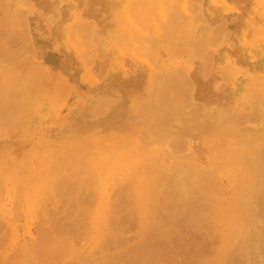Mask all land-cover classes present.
<instances>
[{
  "label": "rangeland",
  "instance_id": "obj_1",
  "mask_svg": "<svg viewBox=\"0 0 264 264\" xmlns=\"http://www.w3.org/2000/svg\"><path fill=\"white\" fill-rule=\"evenodd\" d=\"M32 5L33 6L35 5V6L33 7ZM136 5H138L137 6L138 8L136 7ZM195 7H196V10H195ZM140 8H142V10ZM17 9H18V11H16ZM19 9L21 10L20 12H19ZM24 9H26V10H24ZM138 10L140 13L138 12ZM145 10H146V12H145ZM127 11H128V13H127ZM160 12L162 14H160ZM129 13H130V15L128 16ZM17 14H18V16H17ZM20 16H21V18H20ZM263 16H264V0H216V1L215 0L214 1L213 0H181V1L180 0H146V1L143 0V2H142V0H66V1L65 0H0V17L7 18V20L12 22V24L10 25V28L12 30V33H13V31L15 32L13 35L15 36L18 32H19L18 37L20 34H22L24 36L26 35L24 37L26 42L24 41L23 36L20 35L22 39L20 40V42H17L18 44L16 43V45H17V46H15L16 48L13 46L15 48L14 50H16V49H18V50H16V52L13 53L14 56L12 57V59L13 58L15 60H16V58L20 59L22 63H23V61H25L24 62L25 64L24 63H23L24 65L22 64L23 65L21 67L22 69L19 68L20 73H19V71H18V73L22 74L23 75L22 77H25L28 74V72H30L33 75H36V74H40V71L42 70L41 74H42L43 78H44V75H46V73L47 74L52 73L54 75V76L52 74L49 76L47 75L44 79H42V77H41L43 82L40 80L41 81L40 83L43 86H40L41 87V88H39L40 91L35 90L33 92L31 89L30 95L33 96L31 93H33L34 95H36L37 93H40L42 101L40 102L41 104L36 107L40 112L36 116L31 117L32 119H30V118H28L29 120L25 119L26 121L24 122V125L22 128H24V131L29 129L27 132L25 131L26 133L21 134L23 129H19V130H22L21 132H19L18 130L16 132V131H14L15 130V128H14L12 131V127H14V125L11 127V125H12L11 123H8L9 126H8V124H6L7 127L6 126L4 127L6 129L2 128L4 130H1V127H0V133L4 132V133L0 134V165H1V168H0V208L7 209V211H9V217H11L10 219L13 222V224L16 226V229H17L16 230L17 234L15 233V231L13 233H12V231L6 233L8 235H6L5 239L0 242V253L3 252L4 250L5 251L9 250L12 252L13 249H17L19 247V240L25 242V240L32 238V235L34 236L33 238H36L39 234L38 238L43 239L44 235H41V234H43V233L44 234H46V233L51 234L50 228L52 229V234H51L52 237L49 240V237H48L49 235H48L46 237L47 239L44 238V239H46L45 241H44V239L42 240L45 242V244H42L39 247L42 250V252L39 251V253H36L37 255L39 254L38 259L35 256H32L31 253H28V256H26V255L24 256L22 254L17 255V256L14 255V256H16V257H14V256L12 257L14 259H9L7 262H3V263L0 262V263L1 264H38V263L44 264L43 262H47L45 264H76V263L82 264V263H86L88 260L90 261L91 259H92L91 260L92 262L93 261L97 262L98 261L97 259L101 258L100 259L101 262H99V261L98 262L103 264L102 260L107 259L109 257L111 259V262H113L112 264H115V262H114L113 258H111V256H114L115 257L114 259H116V257H117V259H119V261H121L122 259L125 258V256H123V254H125L127 252V250L129 249V247H131L133 244L136 243V245H139L140 242L142 244L141 240H143V239L146 240V242H148V244L150 243L149 241H147V239L149 237L146 235L149 234L148 231L151 230L153 224L154 225L159 224V218L157 217L158 216L157 212L160 209L159 206L167 207L166 204L168 202V199H169L171 193H174V195H175L177 193V191H179L181 188L183 189L182 185L184 183L187 185L191 184V185H188L190 189L189 188L187 189V191L189 190V192H188L189 195L193 194L190 196L191 197L196 196V198L198 197L197 199L194 198V199L190 200V202L194 203V200L196 199L195 203L197 201H199V203L197 202V204H199V205H196L194 203L196 205L195 207H197V206L200 208L204 207V205H205L204 203H206V202H204V200H205V198L203 197L204 194L202 192H200L201 189H200V187L198 188V186L200 185V184L198 185L199 178L196 179L194 174H196V173L200 174L203 172L209 173L210 170L213 172V174H212V172L209 173L210 176L214 177L213 179H216L215 177H217L216 184L219 182L218 185L215 187V190L218 191L221 189L219 192L223 191V192H221V194H218L219 192L217 193V191L213 190L214 193L212 192L213 195H211L214 198V201H217L216 198H217V194H218L217 199H219V200H218V202H214V204H216V205L218 204L216 206L217 208H216V210H212L213 207L211 208V211H210L211 214L209 215L208 220L206 222L209 221V223H211L210 220L212 219V217H215V216H216V222H215V220H213L214 219L213 218L212 219L213 225H212V227L210 226V228H208L209 230L212 229L213 231L211 230L208 233H206V231H208V229H206V228L209 227L208 226L209 223H206V224H208V225H206V228L204 226L202 227V228H205L206 231H204V229L200 230L201 225L198 224L199 222H195V223H197L198 226L200 225L199 227L195 223H194L195 225L192 223L191 224L192 226L190 224H188V225H190V227H188L187 225L186 226L184 225L185 226V228H184L183 226L180 225V224H183L185 222V221L181 222L180 218L182 220H184V218L182 216L177 218V221H175V222H178V221L179 222L178 223L174 222L173 228L175 227L176 229L177 228L181 229L180 228V226H181L183 232H181L180 230H175V231L173 230V232L180 231V233H178V235L180 237L182 236L180 234L183 233V235H184L186 233L185 234L186 237L182 236L183 239L181 238V241L183 240L182 242H184L187 245L189 243H193V245H195V243L193 241H196V244L198 243L200 245V246L195 245L196 247H198L196 250V249H194V248H196L195 246L193 248V245L189 244V246L186 245L187 247H189V248H187L185 246V244L183 243V245H184L183 247H186V249H187L186 250L185 248L182 247V244L181 245L179 244L180 245L179 247H181L182 250L185 249V251L187 252V254H185V253H183V252H185L184 250L182 253L179 250L180 251L179 255H181L182 258L184 256L183 260H180L181 261L180 263L181 264H190V263L193 264L195 262L194 260H196L197 262H195L194 264H202V263L203 264H217L218 263L217 261H219V264H220V261H223V264H224V262H226V261L223 258L226 257L225 259H227V254H231L230 252L235 254V252H233V250L236 251V247H238V244H237L238 240H239V238H241V237H237V236H239L240 234L242 236V233H244V230H243L244 228L242 229L243 223H240V222H242V221L245 222V219L243 220V216H245V214H246L245 212H246L248 206L246 207L245 212H244V209L242 207H245L246 205L249 204V202H248L249 199L247 198L246 194L248 192H250V189H251V191H254L253 194H255V190H258V192L256 191V194L258 196L255 195L256 196L255 200H257V201H254L251 195L248 196V197H250V199H252L250 202H252V203H253V201H254V203L258 202L257 197H260L259 188L260 189L263 188L262 185H260L261 183H259L260 181L262 182V176L259 177L260 179H258L257 177L260 174H256V173H260V171L258 169H260L262 167L261 165H263V163H264V158H263L264 155H262V154H264V150L261 154L262 158L260 157V160H258L259 159L258 156H260V154L259 155L256 154L257 153L256 151L259 150L260 145L262 147L261 149H264V147H263L264 142L262 143L263 139H260L259 142L256 143L257 144L256 145L253 140L247 139L245 136L246 134L253 132V131L260 132L262 130V128L264 127V123H263L264 119L261 116L264 114L263 113L264 112V107H263L264 90L262 89V87H264V83H263L264 82L263 81L264 80V17ZM10 17H12V21L10 20L11 19ZM127 17H129V18H127ZM200 17H202V18H200ZM183 19H185V20L183 21ZM186 19H187V21H186ZM201 19H203V20H201ZM91 20H92V22H91ZM129 20L132 22H130ZM160 20H161V23L163 22V24L161 25L162 29H160V25H159ZM177 20L179 22H176ZM211 20H212V22H211ZM224 20L228 21V22L225 23ZM231 20H233V21H231ZM9 21H5L6 27H8L7 24L8 25L10 24V23H8ZM13 21H15V23ZM133 21H135V22H133ZM180 21L182 22V24ZM84 23L85 24L89 23V24L85 25ZM247 23H249V24L252 23V24L249 25ZM225 24L226 25L228 24L230 27H228V25L226 26ZM44 25H46V26H44ZM157 25H159V29H158ZM182 25H184V26H182ZM221 25H224V27H226V28H221ZM138 26H139V29H138ZM251 26H253V27H251ZM21 27H22V29H21ZM140 28H141V30H140ZM211 28H213V29H211ZM180 29H181V31H180ZM214 29H216V30H214ZM160 30H162V32H160ZM159 33L160 34L162 33L163 36H162V34L160 35ZM220 33H222V34H220ZM167 35L169 38L172 37L171 40L173 41V43L169 38H167ZM156 36H158V38ZM160 36H161L160 41L164 39L161 42L158 40ZM193 36H195V37H193ZM153 37H154L155 41L152 40ZM224 37H225V39H224ZM7 38H9V36L5 37L6 40H7ZM166 38H167L168 42L165 41ZM177 38H179L180 40ZM5 39H4V41H6ZM173 39L175 40L176 43L174 42ZM176 39L180 41V43L178 41V43L180 45L177 44ZM193 39L195 41H193ZM157 40H158L159 44L157 43ZM169 40L171 41L172 44L169 43ZM189 41H191V42H189ZM197 41L200 43H196ZM155 42H156V44H155ZM4 43H6V42H4ZM8 43H9V41H8ZM141 43H142V45H139ZM194 43H195V45H192ZM170 44H171V46H170ZM173 44L179 45V46L174 47ZM197 44L200 46H198ZM156 45H158V46H156ZM163 46H164V48H163ZM180 46H181V48H180ZM157 47L159 48V50ZM166 47L167 48L169 47L170 49L168 48V50H167ZM209 47H211V48H209ZM213 47H214V49H213ZM156 48L158 50L157 53H159V54L161 53V55L163 54L162 57H164L165 63H167V62L169 63V60H171V59H172V61H171L172 63L170 62L169 64H165L161 58V55L159 56L161 59L158 57L159 54L156 53ZM162 48H163V50H162ZM173 48H175V49L178 48L176 50V52L178 51V53H176ZM183 48H185V49H183ZM197 48H198V50H197ZM29 49H32L33 52L30 53L31 50H29ZM180 49H183V50H180ZM186 49H187V52H189V50L191 52L194 51L193 53L195 55L193 53L191 55L193 56V58L196 57V61H195V59L192 58L191 55H188V54H190V52L187 53ZM14 50H13V52H14ZM167 51H168V53L170 52L169 54L173 55V57H175V55H177L176 57H178V58H173L172 56H169ZM173 52H175V54ZM185 53H187V54L185 55ZM152 54L154 55V57L156 55V57H158V59H160L159 60L160 63L158 62L157 58H156L157 60H155V61H157V65L161 64L160 65L161 67L160 66L156 67V63H154V62L150 63V62L154 61ZM179 54H180V56H179ZM182 54H184L183 57L186 56L184 59H182L183 57H181ZM48 55L49 56L52 55L51 57H53V59L55 61L49 59L47 57ZM140 55L143 57H141ZM204 55H206V56L204 57ZM27 56H29V58ZM167 56H168V59H167ZM198 56H200V57H198ZM23 57L25 58V60ZM101 57H103L102 60H101ZM139 57L142 58L143 62L141 59L139 60ZM144 57H145V60L143 59ZM165 57H166V59H165ZM21 58H23V60ZM186 58H188V59H186ZM10 59H11V57H10ZM147 59L149 60L148 62H146ZM27 60H28V63H27ZM29 60H30V62H29ZM173 61H175V64ZM210 61H212L213 64ZM232 62H233V64H232ZM121 63H125V66H124V64H122V67H124V68L121 67ZM234 63L237 64L236 68H235ZM30 64H31V66H30ZM39 64H41V65H39ZM182 64L184 65V67ZM189 64H191V66H189ZM45 65H47V66L45 67ZM103 65L105 68L103 67ZM152 65H153V67L151 68L150 66H152ZM163 65L166 67H163ZM197 65H199L198 68H196ZM40 66L42 67V69L40 68ZM177 66H179V67H177ZM231 66H233L235 68L234 72L232 70L230 71ZM180 67L182 68V70L179 69L178 71H176ZM201 67H202V70L204 73L200 69ZM29 68H30V70H29ZM103 68L105 69V71ZM166 68H168V69H166ZM31 69H33V72L31 71ZM48 69H50L51 71H52V69L57 70V72H58V70H60L61 73L59 75V73L55 72L56 73L55 74L54 72H51V71L49 72ZM173 69H174L175 73L173 72ZM185 69L187 70V75H189V76L186 75ZM197 69H198V71H197ZM241 69H243V70H241ZM34 70H35V72H34ZM168 70H170V71L165 73ZM43 71H46V73ZM218 71H221V72H218ZM42 72L45 74H43ZM160 72L162 75L160 74ZM200 73H201V75H200ZM57 74H58V76H57ZM61 74L63 76H65L67 78L66 80H68L70 82V84H68L69 86L66 84L67 82L64 81V77ZM155 74H157V75H155ZM55 75H56V77H59V76L63 77V78L59 77L60 83H57L58 82L57 80H56L57 82L54 81V79L56 78ZM135 75H137V77ZM153 75H155L156 78ZM202 75H203V77H202ZM50 76L53 77V78L51 77L53 80L51 78L50 79L48 78ZM160 76H163V79ZM88 77H90L91 79ZM189 77H190V79H189ZM191 78H192V80H191ZM56 79H58V78H56ZM86 80H88V81L86 82ZM130 80H131V82L129 83ZM155 80L157 82L158 81L160 82L159 85H157L158 83H156ZM160 80H163V81H160ZM219 80L221 83H219ZM253 81L255 83H257L256 84L257 86L255 85V83ZM260 81H262V83H260ZM54 82L57 84H53ZM145 82H147V83H145ZM153 82H154V86L156 85L155 86L156 91H154L153 87H151V86H153ZM163 82H165V83L163 84ZM190 82H191V84H190ZM224 82H225V84H224ZM133 83L136 85L134 86ZM105 84H107V87H105L106 86ZM130 84H131V86H130ZM214 84H215V86H214ZM258 84H259V86H258ZM57 85H58V87H62V85H63V88L65 87L66 89L64 88L65 90H62L61 88H58ZM182 85H184L185 87ZM54 86H55V88H53ZM102 86L105 89L102 88ZM179 86H182V87H179ZM193 86H195V87L192 88ZM46 87H47V89H46ZM77 88L80 91L77 90ZM54 89L55 90L59 89V90L55 92ZM102 89H104V90L102 91ZM106 89H107V91L105 92ZM192 89L194 90L192 93V98H193L194 103H193L192 99L190 97H188V96H190ZM197 89H198V91H197ZM49 90H50V92H49ZM113 90H115V91H113ZM181 90H183V91H181ZM59 91H61V94L59 93ZM112 91H113V93H116V95L120 93L121 97L122 96L123 97L122 98L118 97V95L116 96L115 94L113 96ZM116 91H118V92H116ZM160 91H161V93H160ZM178 91H179V93H178ZM261 91H263V92H261ZM52 92H54L53 93L54 97L52 96L54 98L53 100H52V98H50L51 97L50 95H52L50 93H52ZM57 92H58L59 96H58ZM86 92H87V94H86ZM150 92L152 93V95L154 97L155 96H158V97H155L156 98L155 99L152 95L147 94ZM154 92H155V94H153ZM169 92H170V94H169ZM47 93L50 94L49 97L46 96ZM65 93H66V97H64ZM100 95L101 96L102 95H104V96L110 95V97H112V98L103 96L104 97V98L102 97L104 100L103 101L102 98L99 97V99H100L99 105H98V102H97V104H95V102H96L95 99L98 98V96H100ZM180 95H182V96H180ZM56 96H58L57 99H56ZM91 96L94 99H92ZM144 96H145V98H144ZM151 96L153 97V100L155 99V101H153L151 99ZM186 96H187V98H186ZM161 97H163V98H161ZM82 98L84 100L87 98L85 103L86 102L89 103L88 100L91 99L92 100L90 102L91 104L87 105V103L85 104L84 101L82 103V100H83ZM109 98L110 99L114 98L113 102L116 100L115 98H119V99L121 98V99L120 100L117 99L116 100L117 102L115 101L114 102L115 104L113 103V105H112V100L109 101ZM179 98L181 101H179ZM184 98H186V99H184ZM47 99H49L48 102H47ZM107 99H108V101H107ZM150 99H151V101H150L151 103L150 102L147 103L146 100L149 101ZM189 99H191V100H189ZM256 99H258V100H256ZM51 100H52V102H51ZM135 100L137 102H141V103L146 102V105L144 103L140 104V105L137 103L136 104L137 106H136L135 103H133V102H136ZM156 100H158V101H156ZM253 100H255V101H253ZM105 101L108 104L107 103L104 104ZM185 101H186V103H185ZM109 102H111V104ZM214 102H216V103H214ZM258 102H260V103H258ZM94 104L96 106H94ZM100 104H102V107L100 106ZM104 106L107 110L109 108V110L107 111L105 108H103ZM107 106H110V107L107 108ZM36 108H34V110ZM83 108H85V110H83ZM96 108H97L96 112L99 114H97L95 112ZM99 108L100 109L103 108L104 110L101 109V111H104V112L107 111V113L101 112L103 115L105 114L104 116L101 115V113L98 111V110H100ZM137 108H138V111H136L137 114H136V112L133 114V111L137 110ZM173 108H174V110H172ZM182 108H184V110ZM245 109H247V110H245ZM90 110H92V112H93L92 115H94V113L96 114V117L92 116L93 118H90L91 113L89 115V112H87ZM177 110H179V111L181 110L182 112L179 113ZM189 110H191V111H189ZM259 110H260V112H259ZM161 111H162V113H161ZM172 111H173V113H172ZM174 111L176 114L174 113ZM207 111H208V113H206V115H205L206 119H205L203 116L204 115L203 113H205ZM210 111L213 112V115H211L212 113ZM219 111H220V113H219ZM130 113H132V114H130ZM143 113H145V114H143ZM164 113H166V114H164ZM221 113H222V115H220ZM225 113H226V115H225ZM172 114H173V117H172ZM177 114L179 115V117H181V119L180 118L178 119ZM180 114H181V116H180ZM99 115H101V118L98 117ZM132 115H135L134 117L135 118L137 117L140 120L139 119H138V121L134 120V117L131 118ZM201 116H202V119L200 122ZM260 116H261V120L259 119ZM209 117L210 118L213 117L211 121H210ZM263 117H264V115H263ZM173 118H174L175 122L173 121ZM187 118H188V120H187ZM234 118H236V119H234ZM129 119H131V121ZM165 119H167V120H165ZM194 119H196V120H194ZM254 119H256V120L254 121ZM262 119H263V122H261ZM132 120H134L136 122L134 123ZM151 120H153V122ZM191 120H193V121H191ZM234 120H237L236 123L238 125L235 124ZM251 120L253 123L260 120L257 122V124L259 122H261V124H258L257 126H255L254 124L250 125L252 123V122H250ZM238 121L240 122V124L238 123ZM242 123H243V125H242ZM244 123H245V125H244ZM248 123H250V124H248ZM124 125L127 127L126 128L127 130L124 129L125 128ZM239 125H242V126H239ZM194 126H196V128ZM147 127H149L150 129L149 128L147 129ZM171 127H173V128H171ZM192 127L195 128V129H192V131L196 130V132L189 131V130H191ZM220 127L222 129H220ZM128 128H129V130H128ZM179 128H181L185 134L181 131V129L179 130ZM234 128H237V129H234ZM187 130L189 131L190 135L188 134ZM47 131L52 132L51 133L52 136L49 135L51 137L47 138L48 140L45 139V137L43 136V134L45 135L48 133ZM205 131H208V132L206 133ZM31 132H32V134H31ZM190 132H192V133H190ZM181 133H183V135H185V137L181 136L180 135ZM23 135H25V136H23ZM176 135H178L179 137H177ZM187 135L190 136L191 138H187ZM233 135L235 137H238L240 140H237L235 138L237 141L232 142L230 140V136H233ZM205 136H207V137L205 138ZM215 137H216V141H213V143H212V140H215ZM225 137L227 138L226 140H225ZM182 138L185 140H183ZM175 139L179 140L181 142L178 143L179 142L178 141L177 142L178 144L172 143V141L173 142L176 141ZM217 139H219V140L217 141ZM235 139H233V140H235ZM167 140H170L171 143H169V141H167ZM214 142H215V144H214ZM163 143H165V144H163ZM181 143L184 145L186 144L185 145L186 148ZM209 143H211V144H209ZM229 143L232 145V147H231V145L229 147ZM251 143L253 145L255 144L256 147H258L256 151L252 148ZM259 143H260V145H258ZM166 144L167 145L169 144L168 147L166 146ZM225 144H227V145H225ZM234 144H235V146L233 147ZM244 145L245 146L247 145V147H245ZM250 145H251V147H250ZM189 146H191V148ZM242 146L245 147V148L243 147V149H248V151L246 150L248 153L243 152V154L246 153L244 156H243V154L240 153V151L241 152L244 151L241 148ZM178 147H180V149H178ZM210 147L212 148V150ZM183 148H184V150H183ZM213 148H215V150ZM220 148L221 149L224 148L225 150L223 149L221 151ZM226 148L231 149V150L234 149V150H232V151L229 150V151H231L229 154V152H226ZM235 148H237L238 151L240 149H242V150H240L238 152V151H236L237 149L235 150ZM146 149H148V150H146ZM188 150H189V152H188ZM250 150H253V151H250ZM130 151H132V152H130ZM213 151L215 154L213 153ZM233 151H236V152L233 153ZM261 151L262 150H260L258 152L261 153ZM116 152H117V154H116ZM250 152L251 153L254 152V155L252 153L248 157V154H250ZM34 153H36V154H34ZM206 153L208 155H210L209 157L208 156L207 157H208V160L211 162H209L207 159H205V158H207L205 156V155H207ZM236 153H238V154L240 153L239 154L240 156L238 155L239 157L238 156L234 157L235 159H237V157L239 158L237 162L234 158L233 159L235 160V162L233 160H229L230 158L229 159L226 158L227 156L229 157L230 155L232 156V155H235ZM192 155H194V156H192ZM203 155L205 156V158ZM245 156H247V157H245ZM193 157H194V159H193ZM213 157H215V159ZM179 158H181V159H179ZM187 158L189 160H187ZM210 158L214 159V160H210ZM225 158L229 161H227V160L225 161ZM248 158H249V160L247 161ZM190 159L192 161L195 160V162H193V164H192ZM261 159H263V160L261 161ZM103 160H104V163H103ZM142 160H143V162H142ZM251 160H255V163L252 162ZM256 160L263 162V163L259 162V164H261L260 165L261 167L259 166L258 161L256 164ZM203 161H205V162L203 163ZM87 162H89V164ZM93 162H94V164H93ZM115 162H117L118 165ZM123 162L126 164H124ZM198 162L201 163V165H199ZM166 163H167V165H166ZM184 163L186 164L187 167H185V165H183ZM194 163H196V164H194ZM170 164H173V167ZM174 164H175V166H174ZM190 164H192L191 167L188 166ZM87 165H88V167H86ZM104 165H105V168H104ZM169 165L172 168L169 167ZM177 165L178 166L182 165V166H179L180 168H178ZM193 165L195 168L193 167ZM257 165L259 166V168ZM204 166H205V168H208L209 171H206L207 169L205 170V168H203ZM222 166L224 168H222ZM66 167H68V169H66ZM60 168H61V170H60ZM102 168H104V169H102ZM189 168H192L194 173L192 172V169L189 170ZM199 168H201L200 169L201 171L198 170ZM1 169H3V170L5 169L4 171L6 172V174H4L3 171L1 172ZM70 169H73V171H75V169H76L77 172L76 171L72 172V170H71V172L69 173ZM181 169H182V171H180ZM194 169H197L198 171L194 170ZM55 170L56 171L58 170V171L56 172ZM183 170H185V171H183ZM255 170H256V173H255ZM261 170H262V168H261ZM8 171L10 172V174L14 175V178H11V179L9 178L7 181V176L9 174ZM60 171H61V173H59ZM99 171H101V173ZM195 171H197V172H195ZM214 171H216V172H214ZM257 171H259V172H257ZM166 172L168 173V175L166 174ZM172 172L175 174L172 175ZM184 172L187 173L188 175L186 176V174H184ZM63 173H64V175H63ZM95 173L96 174L99 173V175L98 174L95 175ZM179 173L181 176H179ZM189 173H193V174H189ZM215 173H216V175H215ZM78 174H80L82 176V178H81V176H78ZM104 174H105V176H104ZM135 174H137V175H135ZM197 174H196V176H197ZM255 174H256V176H254ZM90 175H91V177H90ZM93 175H94V177H93ZM100 175L101 176L103 175V176L101 177ZM161 175H162V179H161ZM190 175H192V176L190 177ZM261 175H262V171H261ZM73 176H74V178H73ZM86 176H87V178H89V177L92 178V180L89 178L90 182H88V180L85 179ZM96 176L99 179H96ZM156 176H157V178H156ZM168 176H169V178H168ZM175 176L176 177L179 176L177 179H179V180L181 179L180 182L184 181V180H186V181L188 180V181H187V183H186V181H184V183L181 182L182 183L181 184V183H179V180H177ZM193 176L195 177V179ZM24 177H25V180H24ZM75 177L78 179H75ZM164 177H165V179H164ZM192 177H193V179H192ZM102 178H103V180H102ZM250 178H251V180H249V182H248V179H250ZM255 178H257V179H255ZM72 179L75 182H73ZM57 180H58V182H57ZM61 180L62 181L64 180V181L61 183ZM217 180H218V182H217ZM253 180H255V181H253ZM15 181H16V183H15ZM28 181H30V182L28 183ZM84 181L86 182V184ZM100 181H102V183ZM150 181H151V183H150ZM195 181L197 183L196 185H195ZM239 181H241V183ZM256 181H259V182H256ZM26 182H27V185H26ZM71 182H72L73 186L70 184ZM146 182H147V184H146ZM173 182H174V184H173ZM252 182L254 184L257 183V185H254ZM53 183H54V185H53ZM73 183H76L77 185L76 184L74 185ZM98 183L99 184L101 183L102 185L101 184L99 185ZM132 183H133V185H131ZM166 183H168V186H166ZM178 183H179V185H181V188H180V186L178 187V185H177ZM78 184H79V186H78ZM119 184L121 186V189L119 187ZM172 184L174 186L177 185L175 187V190H174V186L172 187ZM50 185H51V187H50ZM64 185H65V187H64ZM20 186H22V187H20ZM33 186H35L36 188ZM81 186H82V188H81ZM188 186H186V187H188ZM194 186H196V188H198V190L200 189V191H198V192L202 193V195L201 194L198 195V194L193 193L194 190H196V188ZM218 186L220 188H218ZM250 186L255 187V189L253 187L251 188ZM166 187H167V189H166ZM191 187H193L192 189H194V188L195 189L192 190ZM62 188H64V189L62 190ZM176 188H178L177 191H176ZM73 189H74V191H73ZM131 189H132V191H131ZM147 189H149V190H147ZM78 190H80V191H78ZM184 190L186 191L185 188H184ZM190 191H191V193H190ZM98 192H99V194H98ZM196 192H197V190H196ZM261 192H262V189H261ZM43 193H44V195H43ZM59 193L61 194V196ZM72 193H74V194H72ZM39 194H40V196H39ZM158 194H160V195H158ZM178 194L179 193H177V195H175V196L171 195L174 198V203H176L178 201L177 199H175L178 196ZM248 194H252V192H250ZM72 195H74V196H72ZM189 195H187L188 199H190ZM221 195H223L222 196L223 198H220ZM48 196H49V198H48ZM157 196H158V199H157ZM215 196H216V198H215ZM59 197H60V199H59ZM77 197H78V200H77ZM177 198L180 199L179 197H177ZM245 198H246V200L243 201ZM105 199H107V200H105ZM122 199L123 200L125 199L124 200L125 203L123 202ZM144 199H145V201H144ZM154 199H155V201H154ZM156 199L158 200V203H157ZM52 200H53V202H52ZM63 200H65V201H63ZM69 200H71L72 203ZM109 200H110V202H109ZM175 200H176V202H175ZM184 200L185 199H183V202L181 201L182 203L180 202L181 208H182V205L184 204ZM66 201H67V203H66ZM187 201L188 200L186 199L185 204H187ZM246 201L248 202V204L244 203ZM111 202L112 203L115 202V203H113V206H112ZM127 202L129 204H127ZM146 202L149 203V205ZM161 202H162V204H161ZM155 203L158 204L159 206H157ZM177 203H179V202H177ZM202 203H203V206H200V205H202ZM254 203H253V205H254ZM130 204L132 207L130 206ZM194 204H192V205H194ZM114 205H115V207H114ZM133 205L135 208L133 207ZM187 205H183V207L187 206ZM192 205H191V207H192ZM243 205H245V206H243ZM251 205H250L251 208H249V209L252 210L255 207V205H254V207ZM257 205H256V207H257ZM137 206H138V208H137ZM155 206L157 208L159 207L158 210H157V208H155ZM177 206L179 207V205H177ZM9 207H10V209L12 207V209L10 210ZM139 207H140V209H139ZM256 207H255V209H256ZM65 208H66V212H65ZM109 208H111V209H109ZM128 208H134L138 212V216H139V219H141V221L137 220V218L135 216L131 215ZM94 209H96L97 211ZM99 209H100V212L102 213V215H100L101 213L99 212ZM138 209H139V211H138ZM189 209H190V207L187 206L186 210L188 211ZM213 209H215V207ZM229 209H230V211H229ZM107 210L109 212H110V210L111 211L113 210V212H110L111 215H109V212ZM116 210H118V211L116 212ZM123 210H126L127 214L130 213L129 215H131V217H133V218L129 217V215L127 216L126 212ZM160 210H162V209H160ZM217 210L218 211L220 210V211L218 212ZM233 210H236L234 215H232V213L234 212ZM251 210H249V212L247 214H250ZM121 211H123V212H121ZM238 211H239V213H242V215H240L238 213ZM255 211L256 210H252L253 213ZM12 212H14V214H16V215H14ZM49 212H51V213H49ZM153 212H155V213H153ZM119 213H121L122 215L120 216ZM140 214L143 216L145 215L148 219L145 216L144 217L141 216ZM230 214L233 217H231ZM98 215H99V217H98ZM211 215H214V216H211ZM238 215L242 216V219ZM65 216H66V218H65ZM111 216L114 217L113 220L116 219L115 223L119 222L118 224L120 225V228L117 224L113 223L114 221L111 220L112 219ZM116 216H118V218ZM226 216H229V219L231 218V220L235 216V218H237V220L234 219V222L236 221L235 222L236 224L233 222V220L232 221L228 220V219L226 220ZM105 217L106 218L108 217L107 220ZM119 217L121 220H124V219L125 220L119 221ZM151 217L155 220L151 219ZM44 218H46V219H44ZM50 218H51V220H50ZM92 219H93V221H92ZM224 220H226V221H224ZM98 221H102V222H98ZM106 221H108V222L106 223ZM228 221H229V223H228ZM128 222H129V224H127ZM160 222H161V220H160ZM201 222L203 224L205 223V221L204 222L201 221ZM214 222L216 225L214 224ZM101 223H103V224H101ZM151 223H153V224H151ZM225 223L228 225H226ZM237 223H238V226H237ZM239 223L241 224V226H239L240 225ZM94 224H96V225L93 226ZM108 224L114 225V228L118 226L117 228H118V231L120 229V231H119L120 234L117 232V229L115 231H113L114 229L111 228L113 226H110ZM175 224H177V225H175ZM231 224L234 226V228L231 227ZM37 225H39V227ZM42 225H43V227H42ZM48 225L49 226L51 225V227H49ZM103 225H105V226H103ZM108 226L111 229V232L115 233V234L113 233L115 238H113L114 236L110 232ZM137 226H139L140 229ZM149 226H151V228H149ZM177 226H179V227H177ZM195 226H197L196 228H198V230L195 228ZM35 227H37V228L35 229ZM68 227H72V228H75L77 230L76 233L71 236L72 238L67 237V235L64 234L66 229H69ZM94 227H96V229ZM100 227H101V229H100ZM144 227L145 228L147 227L146 229L148 231ZM187 227H188V229L190 228L189 231H188ZM226 227H227V229H226ZM238 227H240L239 229H241V230H239ZM48 229H49V232H48ZM88 229H89V231H88ZM44 230H46V231L44 232ZM134 230H136V231H134ZM186 230L188 231V233ZM192 230H195L196 232L197 231L198 232L196 233L195 231H192ZM228 230H230V232H228ZM59 231H60V234H59ZM184 231H185V233H184ZM199 231H201V232H199ZM40 232H43V233H40ZM109 232L111 233V235ZM14 233H15V235H13ZM106 233L109 234L108 235L109 238H110V236H112V239H115V240H112L113 243H114V241H116V239L119 236H121V237H119V238H121V239H119L121 241L122 236H123L124 237L123 242L125 244L119 245L120 249L117 250L116 248H118L117 247L118 244H116V243H118V240L116 241V243H114L115 246L113 245V243L112 244L108 243V241H110L111 239L108 240L109 238H108ZM36 234H37V236H36ZM116 234H117V236H116ZM204 234H206V236ZM131 236H132V238H131ZM142 236H143V238H142ZM145 236H146V238H145ZM213 236H215V237H213ZM137 238H139V239H137ZM214 238H215V240H214ZM237 238H238V240H237ZM242 238H243V236H242ZM55 239H57L58 241ZM62 239L64 240V242ZM128 239L130 240L131 243L126 242V240H128ZM234 239H236V240L233 242L232 247H231V245H229V244H231V242ZM47 240H49V241L46 242ZM148 240H150V239H148ZM190 240H191V242H190ZM210 240H212V241L210 242ZM241 240L242 239L239 240V244H240ZM120 241H119V244L122 243V241L121 242ZM187 241H189V242H187ZM200 241H203L202 242L204 244L203 246H201L202 243L200 244ZM65 242H67V243H65ZM143 242H145V241H143ZM205 243H207V244H205ZM55 244L57 245L56 247H58L57 249H55L56 248L54 246ZM103 244H105V245H103ZM106 244L108 246H106ZM109 244L112 245V250L109 249V248H111V246H109ZM101 245H102V247H101ZM129 245H131V246H129ZM151 245H148V247L149 246L151 247ZM206 245H207V247H206ZM208 245H210V246H208ZM235 245H237V246L235 248H233ZM263 245L264 244L259 245V246L257 245V246H258V248H262L263 252H264V248L262 247ZM257 246H256V248L255 247L253 248V251L256 254V256L251 251L252 252L251 254L253 256L248 254L246 256L247 259L244 258V261L241 264H264V254L261 253L262 249H260V251L258 249V251H257ZM99 247H101V249H103V247H104L105 250L104 249L101 250ZM107 247L109 250H107ZM202 247L204 249H202ZM43 249H44V251H43ZM96 249H97V251H96ZM142 249H140V250L142 251ZM188 249L191 251L189 252ZM225 249H227V250H225ZM54 250L56 251V253ZM150 250L151 249H149V251ZM238 250L236 251L235 255H237V254L239 255ZM137 251H139V250H137ZM196 251H199V252H196ZM209 251H210V253H208ZM227 251H228V253H227ZM256 251H257V253H256ZM37 252H38V250H37ZM43 252L45 254L44 257H43ZM58 252L59 253L61 252L60 253L61 255ZM201 252H203L204 255H203V253L200 255ZM223 252H225V254L226 253L227 254L225 255ZM77 253H79V254H77ZM97 253H99L98 255H100V257H98ZM149 253L151 254V252H149ZM107 254L109 255L108 257H107ZM112 254H114V255H112ZM115 254L117 256H115ZM182 254H183V256H182ZM221 254H223L224 256H221ZM233 254L231 256H234ZM87 255H88V260H87ZM90 255H91V257H90ZM179 255L178 256L176 255L175 258L179 259V257H180ZM207 255H208V257H205ZM62 256H63V258H62ZM92 256L93 257L96 256V257H94V259H93ZM103 256H104V259H103ZM216 256H219V257H216ZM40 257L42 258V260L40 259ZM45 257H46V261L43 260V259H45ZM47 257H48V259H47ZM213 257L214 258L216 257L215 260L213 259ZM241 257H244V256H241ZM35 259L38 261H36ZM125 260H123L122 262L124 263ZM89 261L87 263H90ZM186 261H188V262H186ZM122 262L120 264H122ZM154 263L155 262L149 263V264H154ZM95 264H97V263H95Z\"/></svg>",
  "mask_w": 264,
  "mask_h": 264
},
{
  "label": "bare ground",
  "instance_id": "obj_2",
  "mask_svg": "<svg viewBox=\"0 0 264 264\" xmlns=\"http://www.w3.org/2000/svg\"><path fill=\"white\" fill-rule=\"evenodd\" d=\"M66 1V0H65ZM146 1V0H145ZM181 1V0H180ZM214 1V0H213ZM216 1V0H215ZM7 2V1H6ZM9 2V1H8ZM142 2H143V0H142ZM133 3V2H132ZM131 3V4H132ZM159 3V2H158ZM178 3V2H177ZM217 3V2H216ZM138 4V3H137ZM198 4V3H197ZM219 4V3H218ZM226 4V3H225ZM10 6V5H9ZM33 6V5H32ZM35 6V5H34ZM33 6V7H34ZM138 5H136V7H137ZM140 6V5H139ZM156 6V5H155ZM158 6V5H157ZM160 6V5H159ZM168 6V5H167ZM228 6V5H227ZM256 6V5H255ZM12 7V6H11ZM151 7V6H150ZM171 7V6H170ZM180 7V6H179ZM186 7V6H185ZM138 8V7H137ZM41 9V8H40ZM141 10H142V8H140ZM139 9V10H140ZM147 9V8H146ZM24 10H26V9H24ZM39 10V9H38ZM52 10V9H51ZM59 10V9H58ZM139 10H138V12H139ZM149 10V9H148ZM195 10H196V7H195ZM202 10V9H201ZM200 10V11H201ZM262 10V9H261ZM16 11H18V9L16 10ZM21 10L19 9V12H20ZM18 12V13H19ZM50 12V11H49ZM80 12V11H79ZM145 12H146V10H145ZM149 12V11H148ZM156 12V11H155ZM195 12V11H194ZM199 12V11H198ZM203 12V11H202ZM219 12V11H218ZM38 13V12H37ZM56 13V12H55ZM127 13H128V11H127ZM131 13V12H130ZM130 13L128 14V16L130 15ZM140 13V12H139ZM13 14V13H12ZM25 14V13H24ZM31 14V13H30ZM143 14V13H142ZM160 14H162L161 12H160ZM181 14V13H180ZM197 14V13H196ZM199 14V13H198ZM202 14V13H201ZM15 15V14H14ZM13 15V16H14ZM146 15V14H145ZM241 15V14H240ZM17 16H18V14H17ZM47 16V15H46ZM132 16V15H131ZM143 16V15H142ZM141 16V17H142ZM159 16V15H158ZM157 16V17H158ZM165 16V15H164ZM189 16V15H188ZM203 16V15H202ZM180 17V16H179ZM184 17V16H183ZM235 17V16H234ZM264 17V16H263ZM11 18V19H10ZM9 19L12 21V17H10ZM20 18H21V16H20ZM127 18H129V17H127ZM136 18V17H135ZM145 18V17H144ZM185 18V17H184ZM187 18V17H186ZM200 18H202V17H200ZM217 18V17H216ZM253 18V17H252ZM255 18V17H254ZM18 19V18H17ZM137 19V18H136ZM143 19V18H142ZM180 19V18H179ZM196 19V18H195ZM16 20V19H15ZM19 20V19H18ZM132 20V19H131ZM162 20V19H161ZM161 20H160V29H162V24H163V22L161 23ZM185 19H183V21H184ZM201 20H203V19H201ZM5 21H9V20H7V18H2V17H0V127H1V130H4V129H6V128H4L5 126H6V124H8V123H11L10 125H11V127L14 125V127H12V131H13V129L15 128V130L14 131H16L17 132V130L19 131V132H21L22 130H19V129H23V131L21 132V134H23V133H26L29 129H27V130H25L24 131V128H22L23 127V125H24V122L26 121L25 119H28V118H30V119H32L31 117H34V116H36L40 111L36 108L38 105H40L41 103V101H42V98H41V94L40 93H37L36 95H34L33 93H31L33 96H31L30 95V92H31V89H32V91L34 92L35 90H37V91H40V89L39 88H41L40 86H43L40 82L42 81L43 82V80L42 79H44L47 75L49 76V75H51V74H47L46 73V71H43V72H45L46 73V75H44V78H43V76H42V74H41V69H42V67L40 66V74H36V75H33V74H31L30 72H28V74L25 76V77H22L23 75L22 74H19L20 73V69H22L21 67L25 64L24 62L25 61H23V63L21 62V60L20 59H17L16 58V60L13 58L12 59V57L14 56L13 55V53H15L16 52V50H18V49H16V50H14L16 47L15 46H17L16 45V43L17 42H20V40L22 39L21 38V36L20 35H22V34H20L19 35V37H18V34H19V32L14 36L13 34L15 33L14 31H13V33H12V30H11V28H10V25L12 24V22H8V23H10L9 25L7 24V26L8 27H6V25H5ZM126 21V20H125ZM130 21V20H129ZM186 21H187V19H186ZM208 21V20H207ZM231 21H233V20H231ZM254 21V20H253ZM14 23H15V21H13ZM91 22H92V20H91ZM94 22V21H93ZM127 22V21H126ZM130 22H132V21H130ZM133 22H135V21H133ZM141 22V21H140ZM146 22V21H145ZM176 22H179L178 20L176 21ZM181 22V21H180ZM211 22H212V20H211ZM210 22V23H211ZM224 22L226 23V22H228V21H225L224 20ZM247 22V21H246ZM251 22V21H250ZM79 23V22H78ZM83 23V22H82ZM195 23V22H194ZM81 24V23H80ZM85 24V23H84ZM87 24H89V23H87ZM87 24H85V25H87ZM143 24V23H142ZM158 24V23H157ZM181 24H182V22H181ZM186 24V23H185ZM207 24V23H206ZM247 24H249V23H247ZM250 24H252V23H250ZM249 24V25H250ZM51 25V24H50ZM159 25H157L158 26V29H159ZM203 25V24H202ZM220 25V24H219ZM218 25V26H219ZM226 25V24H225ZM228 25V24H227ZM226 25V26H227ZM44 26H46V25H44ZM84 26V25H83ZM89 26V25H88ZM182 26H184V25H182ZM186 26V25H185ZM254 26V25H253ZM253 26H251V27H253ZM20 27V26H19ZM49 27V26H48ZM78 27V26H77ZM208 27V26H207ZM228 27H230L229 25H228ZM27 28V27H26ZM170 28V27H169ZM221 28H226V27H224V25H221ZM13 29V28H12ZM21 29H22V27H21ZM138 29H139V26H138ZM208 29V28H207ZM211 29H213V28H211ZM210 29V30H211ZM229 29V28H228ZM92 30V29H91ZM95 30V29H94ZM140 30H141V28H140ZM143 30V29H142ZM194 30V29H193ZM202 30V29H201ZM206 30V29H205ZM214 30H216V29H214ZM227 30V29H226ZM90 31V30H89ZM144 31V30H143ZM171 31V30H170ZM179 31V30H178ZM180 31H181V29H180ZM219 31V30H218ZM160 32H162V30H160ZM168 32V31H167ZM183 32V31H182ZM214 32V31H213ZM217 32V31H216ZM220 32V31H219ZM26 33V32H25ZM170 33V32H169ZM179 33V32H178ZM209 33V32H208ZM92 34V33H91ZM160 34V33H159ZM162 34V33H161ZM160 34V35H161ZM184 34V33H183ZM198 34V33H197ZM212 34V33H211ZM215 34V33H214ZM213 34V35H214ZM218 34V33H217ZM220 34H222V33H220ZM173 35V34H172ZM171 35V36H172ZM6 36H9V38H7V40L5 39V37ZM23 36V38L26 36H24V35H22ZM29 36V35H28ZM162 36H163V34H162ZM174 36V35H173ZM177 36V35H176ZM227 36V35H226ZM148 37V36H147ZM157 38H158V36H156ZM179 37V36H178ZM181 37V36H180ZM191 37V36H190ZM193 37H195V36H193ZM143 38V37H142ZM141 38V39H142ZM145 38V37H144ZM167 38H169L168 37V35H167ZM167 38L165 39V41H167ZM172 38V37H171ZM171 38H169L170 40H171ZM200 38V37H199ZM212 38V37H211ZM220 38V37H219ZM4 39L6 40V41H4ZM160 39H161V36L159 37V41H160ZM177 39H179V38H177ZM176 39V41H177V44H179L180 43V39L179 40H177ZM191 39V38H190ZM189 39V40H190ZM208 39V38H207ZM224 39H225V37H224ZM89 40V39H88ZM87 40V41H88ZM144 40V39H143ZM152 40H154V37H153V39ZM158 40H157V43H158ZM164 40V39H163ZM163 40H161V41H163ZM169 40V43H171V41ZM174 40V39H173ZM184 40V39H183ZM214 40V39H213ZM238 40V39H237ZM8 41H9V43H8ZM23 41V40H22ZM21 41V42H22ZM24 41H25V38H24ZM29 41V40H28ZM86 41V40H85ZM96 41V40H95ZM155 41V40H154ZM160 41V42H161ZM178 41H179V43H178ZM182 41V40H181ZM188 41V40H187ZM193 41H195L194 39H193ZM4 42H6V43H4ZM26 42V41H25ZM24 42V43H25ZM92 42V41H91ZM140 42V41H139ZM146 42V41H145ZM149 42V41H148ZM168 42V41H167ZM174 42H175V40H174ZM183 42V41H182ZM189 42H191V41H189ZM206 42V41H205ZM231 42V41H230ZM172 43H173V41H172ZM171 43V44H172ZM176 43V42H175ZM174 43V44H175ZM196 43H200V42H196ZM204 43V42H203ZM18 44V43H17ZM155 44H156V42H155ZM159 44V43H158ZM171 44H170V46H171ZM173 44V45H174ZM207 44V43H206ZM258 44V43H257ZM139 45H142V43L141 44H139ZM180 45V44H179ZM179 45H174V47L176 46H179ZM185 45V44H184ZM192 45H195V43L194 44H192ZM198 45V44H197ZM215 45V44H214ZM234 45V44H233ZM15 48H14V47ZM89 46V45H88ZM154 46V45H153ZM152 46V47H153ZM156 46H158V45H156ZM155 46V47H156ZM198 46H200V45H198ZM232 46V45H231ZM143 47V46H142ZM150 47V46H149ZM162 47V46H161ZM191 47V46H190ZM233 47V46H232ZM135 48V47H134ZM133 48V49H134ZM154 48V47H153ZM158 48V47H157ZM157 48H156V53H157V51L159 50V48H158V50H157ZM163 48H164V46H163ZM163 48H162V50H163ZM169 48V47H168ZM168 48L166 47V49L168 50ZM180 48H181V46H180ZM208 48V47H207ZM209 48H211V47H209ZM74 49V48H73ZM138 49V48H137ZM147 49V48H146ZM170 49V48H169ZM174 50H175V52H176V50L178 49H175V48H173ZM183 49H185V48H183ZM183 49H180V50H183ZM202 49V48H201ZM213 49H214V47H213ZM13 50H14V52H13ZM29 50H31V52L30 53H32L33 52V50L32 49H29ZM165 50V49H164ZM172 50V49H171ZM193 50V49H192ZM197 50H198V48H197ZM208 50V49H207ZM38 51V50H37ZM147 52V51H146ZM162 52V51H161ZM175 52H173L174 54H175ZM180 52V51H179ZM186 52H187V49H186ZM189 52H190V54H188V55H191L194 51H190L189 50ZM189 52H187V53H189ZM132 53V52H131ZM163 53V52H162ZM167 53H168V51H167ZM170 53V52H169ZM168 53V54H169ZM176 53H178V51L176 52ZM187 53H185V55L187 54ZM83 54V53H82ZM86 54V53H85ZM136 54V53H135ZM144 54V53H143ZM155 54V53H154ZM157 54H159V53H157ZM194 54V53H193ZM36 55V54H35ZM34 55V56H35ZM80 55V54H79ZM153 55V54H152ZM161 55V53L158 55V57ZM183 55L184 54H182V56L181 57H183ZM195 55V54H194ZM16 56V55H15ZM18 56V55H17ZM25 56V55H24ZM33 56V57H34ZM52 56V55H51ZM51 56H47L49 59H51V60H54L53 59V57H51ZM77 56V55H76ZM135 56V55H134ZM141 56V55H140ZM149 56V55H148ZM163 56V54L161 55V58H162V60H163V62H164V57H162ZM169 56H172L173 57V55H170L169 54ZM177 55H175V57H173V58H178V57H176ZM179 56H180V54H179ZM192 56V55H191ZM206 55H204V57H205ZM244 56V55H243ZM10 57H11V59H10ZM28 58H29V56H27ZM46 57V56H45ZM136 57V56H135ZM141 57H143V56H141ZM141 57H139V60L141 59L142 60V58ZM147 57V56H146ZM153 58H154V61H152V62H150V63H156V67H158V66H160L161 64H158L157 65V61H155V60H157L158 59V57H156V55H155V57H154V55L152 56ZM186 57V56H185ZM185 57H183L182 59H184ZM188 57V56H187ZM198 57H200V56H198ZM202 57V56H201ZM213 57V56H212ZM24 58V57H23ZM23 58H21L22 60H23ZM102 58L103 57H101V60H102ZM134 58V57H133ZM137 58V57H136ZM152 58V59H153ZM157 58V59H156ZM160 58V57H159ZM160 58V59H161ZM192 58H193V56H192ZM27 59V58H26ZM138 59V58H137ZM144 60H145V57L143 58ZM160 59H158V62L160 63ZM165 59H166V57H165ZM167 59H168V56H167ZM186 59H188V58H186ZM193 59H195V61H196V57L195 58H193ZM15 60V61H14ZM24 60H25V58H24ZM33 60V59H32ZM136 60V59H135ZM178 60V59H177ZM181 60V59H180ZM192 60V59H191ZM41 61V60H40ZM55 61V60H54ZM149 60L147 59L146 60V62H148ZM172 61V59L171 60H169V63ZM186 61V60H185ZM194 61V62H195ZM29 62H30V60H29ZM53 62V61H52ZM142 62H143V60H142ZM145 62V63H146ZM162 62V63H163ZM174 62V64H175V61H173ZM212 64H213V62L212 61H210ZM27 63H28V60H27ZM87 63V62H86ZM111 63V62H110ZM126 63V62H125ZM125 63H121V67H122V64H124V66H125ZM149 63V64H150ZM165 63V62H164ZM163 63V64H164ZM168 62L167 63H165V64H169ZM172 63V62H171ZM197 63V62H196ZM195 63V64H196ZM210 63V64H211ZM226 63V62H225ZM23 64V65H22ZM46 64V63H45ZM114 64V63H113ZM141 64V63H140ZM148 64V65H149ZM178 64V63H177ZM207 64V63H206ZM229 64V63H228ZM232 64H233V62H232ZM235 64V63H234ZM39 65H41V64H39ZM48 65V64H47ZM47 65H45V67L47 66ZM85 65V64H84ZM83 65V66H84ZM120 65V64H119ZM127 65V64H126ZM154 65V64H153ZM153 65L152 66H150L151 68L153 67ZM179 65V64H178ZM183 65V64H182ZM204 65V64H203ZM221 65V64H220ZM236 65L237 64H235V68H236ZM30 66H31V64H30ZM38 66V65H37ZM52 66V65H51ZM50 66V67H51ZM189 66H191V64H189ZM198 66L199 65H197V67L196 68H198ZM202 66V65H201ZM226 66V65H225ZM39 67V66H38ZM103 67H104V65H103ZM149 67V68H150ZM161 67V66H160ZM163 67H166V66H164L163 65ZM177 67H179V66H177ZM183 67H184V65H183ZM203 67V66H202ZM202 67L200 68L201 70H202ZM20 68V69H19ZM32 68V67H31ZM35 68V67H34ZM49 68V67H48ZM53 68V67H52ZM105 68V67H104ZM103 68V69H104ZM122 68H124V67H122ZM150 68V69H151ZM170 68V67H169ZM233 66H231L230 67V71L232 70L233 72H234V69H235ZM238 68V67H237ZM37 69V68H36ZM67 69V68H66ZM165 69V68H164ZM163 69V70H164ZM166 69H168V68H166ZM182 70V68L180 67V68H178L176 71H178V70ZM192 69V68H191ZM190 69V70H191ZM29 70H30V68H29ZM44 70V69H43ZM114 70V69H113ZM131 70V69H130ZM152 70V69H151ZM172 70V69H171ZM241 70H243V69H241ZM18 71H19V73H18ZM31 71L33 72V69H31ZM39 71V70H38ZM48 71L50 72L51 70L50 69H48ZM71 71V70H70ZM104 71H105V69H104ZM141 71V70H140ZM170 70H168V71H164L165 73H167V72H169ZM185 71H186V75H187V70L185 69ZM184 71V72H185ZM197 71H198V69H197ZM226 71V70H225ZM229 71V70H228ZM229 71V72H230ZM34 72H35V70H34ZM42 72V73H43ZM51 72H56V73H59V75H60V70H58V72H57V70H53L52 69V71ZM73 72V71H72ZM142 72V71H141ZM146 72V71H145ZM155 72V71H154ZM173 72L175 73V71H174V69H173ZM180 72V71H179ZM178 72V73H179ZM202 72H203V70H202ZM201 72V73H202ZM218 72H221V71H218ZM38 73V72H37ZM45 73H43V74H45ZM55 73V74H56ZM85 73V72H84ZM90 73V72H89ZM102 73V72H101ZM100 73V74H101ZM149 73V72H148ZM164 73V74H165ZM171 73V72H170ZM189 73V72H188ZM194 73V72H193ZM199 73V72H198ZM201 73H200V75H201ZM204 73V72H203ZM35 74V73H34ZM127 74V73H126ZM158 74V73H157ZM157 74H155V75H157ZM160 74H161V72H160ZM185 74V73H184ZM53 75V74H52ZM62 75V74H61ZM155 75H153L154 77H155ZM162 75V74H161ZM169 75V74H168ZM180 75V74H179ZM191 75V74H190ZM223 75V74H222ZM54 76V75H53ZM57 76H58V74H57ZM63 76V75H62ZM62 76H59V77H62ZM132 76V75H131ZM136 77H137V75H135ZM164 76V75H163ZM163 76H160V77H162V79H163ZM176 76V75H175ZM187 76H189V75H187ZM41 77H42V79H41ZM52 76H50V77H48L49 79L51 78ZM55 77H56V75H55ZM59 77H56V78H58V79H54V81L55 82H57V83H60L59 82ZM64 77V81L65 82H67L66 84L68 85V84H70V82L68 81V80H66L67 78L65 77V76H63ZM62 77V78H63ZM144 77V76H143ZM202 77H203V75H202ZM53 78V77H52ZM51 78V79H52ZM88 78H90V77H88ZM97 78V77H96ZM123 78V77H122ZM145 78V77H144ZM147 78V77H146ZM150 78V77H149ZM156 78V77H155ZM159 78V77H158ZM173 78V77H172ZM176 78V77H175ZM178 78V77H177ZM61 79V78H60ZM82 79V78H81ZM91 79V78H90ZM89 79V80H90ZM187 79V78H186ZM189 79H190V77H189ZM41 80V81H40ZM53 80V79H52ZM51 80V81H52ZM57 80V81H56ZM62 80V79H61ZM84 80V79H83ZM82 80V81H83ZM147 80V79H146ZM165 80V79H164ZM191 80H192V78H191ZM234 80V79H233ZM81 81V82H82ZM88 80H86V82H87ZM92 81V80H91ZM141 81V80H140ZM143 81V80H142ZM156 81V80H155ZM160 81H163V80H160ZM172 81V80H171ZM190 81V80H189ZM225 81V80H224ZM252 81V80H251ZM264 81V80H263ZM53 83V84H57V83ZM63 82V81H62ZM69 82V83H68ZM97 82V81H96ZM95 82V83H96ZM123 82V81H122ZM126 82V81H125ZM131 82V80L129 81V83ZM170 82V81H169ZM174 82V81H173ZM183 82V81H182ZM185 82V81H184ZM228 82V81H227ZM254 82V81H253ZM77 83V82H76ZM138 83V82H137ZM145 83H147V82H145ZM156 83H158L157 85H159V81L157 82L156 81ZM165 82H163V84H164ZM180 83V82H179ZM189 83V82H188ZM219 83H221L220 82V80H219ZM255 83V82H254ZM260 83H262V81H260ZM264 83V82H263ZM41 84V85H40ZM122 84V83H121ZM134 84V83H133ZM174 84V83H173ZM176 84V83H175ZM190 84H191V82H190ZM204 84V83H203ZM224 84H225V82H224ZM257 83H255V85H256ZM61 85V84H60ZM93 85V84H92ZM106 86L105 87H107V84H105ZM110 85V84H109ZM136 84H134V86H135ZM172 85V84H171ZM198 85V84H197ZM261 85V84H260ZM47 86V85H46ZM69 86V85H68ZM129 86V85H128ZM130 86H131V84H130ZM129 86V87H130ZM150 86V85H149ZM156 86V85H155ZM155 86H154V82H153V86H151V87H153V89H154V91H156L155 89ZM165 86V85H164ZM169 86V85H168ZM173 86V85H172ZM177 86V85H176ZM182 86H184V85H182ZM182 86H179V87H182ZM189 86V85H188ZM191 86V85H190ZM199 86V85H198ZM214 86H215V84H214ZM220 86V85H219ZM257 86V85H256ZM258 86H259V84H258ZM57 87H58V85H57ZM110 87V86H109ZM143 87V86H142ZM148 87V86H147ZM160 87V86H159ZM185 87V86H184ZM195 86H193L192 88H194ZM262 87V86H261ZM53 88H55V86L53 87ZM52 88V89H53ZM58 88H61L62 90H65L64 88H63V85H62V87H58ZM102 88H104L103 86H102ZM118 88V87H117ZM123 88V87H122ZM253 88V87H252ZM260 88V87H259ZM46 89H47V87H46ZM50 89V88H49ZM69 89V88H68ZM105 89V88H104ZM104 89H102V91L104 90ZM131 89V88H130ZM144 89V88H143ZM142 89V90H143ZM152 89V90H153ZM159 89V88H158ZM172 89V88H171ZM175 89V88H174ZM188 89V88H187ZM215 89V88H214ZM220 89V88H219ZM262 89L264 90V87H262ZM261 89V90H262ZM30 90V91H29ZM42 90V89H41ZM51 90V89H50ZM50 90H49V92H50ZM55 90V89H54ZM59 89H56L55 90V92L56 91H58ZM61 90V91H62ZM77 90H79L78 88H77ZM98 90V89H97ZM134 90V89H133ZM137 90V89H136ZM140 90V89H139ZM184 90V89H183ZM183 90H181V91H183ZM36 91V92H37ZM47 91V90H46ZM61 91H59V93L61 94ZM67 91V90H66ZM80 91V90H79ZM94 91V90H93ZM107 91V89L105 90V92ZM109 91V90H108ZM113 91H115V90H113ZM113 91H112V95L114 96V94L116 95V93H113ZM176 91V90H175ZM180 91V92H181ZM193 89H192V92H191V94H190V96H188V97H190L191 99H192V101H193V98H192V93H193ZM197 91H198V89H197ZM220 91V90H219ZM257 91V90H256ZM116 92H118V91H116ZM121 92V91H120ZM148 92V91H147ZM152 92V91H151ZM147 93V94H150V95H152V93ZM172 92V91H171ZM190 92V91H189ZM196 92V91H195ZM260 92V91H259ZM261 92H263V91H261ZM45 93V92H44ZM53 93L54 92H52V93H50V94H52V95H50V94H46V96L47 97H49V95L51 96L50 98H52V100L54 99L53 97ZM64 93V92H63ZM82 93V92H81ZM85 93V92H84ZM99 93V92H98ZM101 93V92H100ZM108 93V92H107ZM132 93V92H131ZM141 93V92H140ZM158 93V92H157ZM160 93H161V91H160ZM163 93V92H162ZM165 93V92H164ZM178 93H179V91H178ZM187 93V92H186ZM57 94H58V92H57ZM86 94H87V92H86ZM102 94V93H101ZM120 94V93H119ZM119 94H117L118 95V97H121V94L119 95ZM126 94V93H125ZM153 94H155V92L153 93ZM169 94H170V92H169ZM172 94V93H171ZM181 94V93H180ZM258 94V93H257ZM55 95V94H54ZM98 95V94H97ZM116 95V96H117ZM140 95V94H139ZM163 95V94H162ZM178 95V94H177ZM187 95V94H186ZM261 95V94H260ZM35 96V97H34ZM43 96V95H42ZM53 96V97H52ZM58 96H59V94H58ZM58 96H56V99L58 98ZM93 96V95H92ZM91 96V97H92ZM104 95H100V96H98V98H96L95 99V104H97V102H98V105H99V97L100 98H102ZM106 97H110V95H105ZM104 96V97H105ZM142 96V95H141ZM153 96V95H152ZM151 96V99L153 100V97ZM176 96V95H175ZM180 96H182V95H180ZM259 96V95H258ZM64 97H66V93H65V95H64ZM70 97V96H69ZM85 97V96H84ZM90 97V96H89ZM94 97V96H93ZM92 97V99H94ZM103 97V98H104ZM123 97V96H122ZM121 97V98H122ZM128 97V96H127ZM155 97H158V96H155ZM154 97V98H155ZM168 97V96H167ZM213 97V96H212ZM263 97H264V95H263ZM262 97V98H263ZM68 98V97H67ZM103 98H102V100H103ZM110 98H112V97H110ZM109 98V101H111L112 100V105H113V103L117 100V99H119V98H115L116 100L113 102V100H114V98L113 99H110ZM120 98V99H121ZM143 98V97H142ZM144 98H145V96H144ZM150 98V97H149ZM161 98H163V97H161ZM172 98V97H171ZM186 98H187V96H186ZM186 98H184V99H186ZM201 98V97H200ZM83 99V98H82ZM87 99V98H86ZM86 99L84 100H82V103H83V101H84V103H85V101H86ZM89 99V98H88ZM119 99V100H120ZM151 99L148 101V100H146V102L148 103V102H150L151 101ZM156 99V98H155ZM155 99L153 100V101H155ZM183 99V100H184ZM191 99H189V100H191ZM260 99V98H259ZM52 100H51V102H52ZM106 100V99H105ZM118 100V101H119ZM188 100V99H187ZM186 100V101H187ZM200 100V99H199ZM256 100H258V99H256ZM261 100V99H260ZM49 101V99H47V102ZM56 101V100H55ZM54 101V102H55ZM89 101V103L88 102H86L87 103V105L89 104H91L90 102L92 101L91 99L90 100H88ZM104 101V100H103ZM107 101H108V99H107ZM136 101V100H135ZM156 101H158V100H156ZM179 101H181L180 100V98H179ZM186 101H185V103H186ZM198 101V100H197ZM210 101V100H209ZM253 101H255V100H253ZM263 101H264V99H263ZM117 102V101H116ZM146 102L144 103L145 105H146ZM202 102V101H201ZM85 103V104H86ZM104 103V102H103ZM107 102L105 101V103L104 104H106ZM110 104H111V102H109ZM133 103H135V105L138 103L139 105L140 104H143V103H141V102H133ZM151 103V102H150ZM149 103V104H150ZM154 103V102H153ZM193 103H194V101H193ZM211 103V102H210ZM214 103H216V102H214ZM252 103V102H251ZM258 103H260V102H258ZM94 104V106H96ZM108 104V103H107ZM115 104V103H114ZM169 104V103H168ZM182 104V103H181ZM189 104V103H188ZM202 104V103H201ZM86 105V106H87ZM97 105V106H98ZM134 105V104H133ZM134 105V106H135ZM185 105V104H184ZM213 105V104H212ZM100 106L102 107V104H100ZM111 106V105H110ZM110 106H107V108L108 107H110ZM137 106V105H136ZM186 106V105H185ZM195 106V105H194ZM209 106V105H208ZM254 106V105H253ZM258 106V105H257ZM256 106V107H257ZM171 107V106H170ZM175 107V106H174ZM202 107V106H201ZM259 107V106H258ZM263 107H264V103H263ZM34 108H36L35 110H34ZM94 108V107H93ZM103 108H105V106L103 107ZM103 108H101V109H103ZM139 108V107H138ZM138 108H137V110H135V111H133V114L136 112V111H138ZM162 108V107H161ZM199 108V107H198ZM260 108V107H259ZM258 108V109H259ZM79 109V108H78ZM100 109V108H99ZM101 109L100 110H98L100 113L101 112H104V111H101ZM106 109V108H105ZM148 109V108H147ZM180 109V108H179ZM183 110H184V108H182ZM186 109V108H185ZM224 109V108H223ZM252 109V108H251ZM83 110H85V108H83ZM104 110V109H103ZM107 110V109H106ZM108 110H109V108H108ZM107 110V111H108ZM146 110V109H145ZM167 110V109H166ZM172 110H174V108L172 109ZM199 110V109H198ZM208 110V109H207ZM210 110V109H209ZM215 110V109H214ZM245 110H247V109H245ZM97 111V108H96V110H95V112ZM107 111L106 112H104V113H107ZM176 111V110H175ZM175 111H174V113H175ZM179 113L180 112H182L181 110L179 111V110H177ZM189 111H191V110H189ZM197 111V110H196ZM203 111V110H202ZM263 111V110H262ZM83 112V111H82ZM87 112H89V115H90V113H91V115H90V118H93V117H96V114L94 113V115H92V110H90V111H87ZM211 112V111H210ZM217 112V111H216ZM259 112H260V110H259ZM48 113V112H47ZM97 113V112H96ZM153 113V112H152ZM161 113H162V111H161ZM160 113V114H161ZM172 113H173V111H172ZM206 113H208V111L207 112H205V113H203L204 115V118H205V115H206ZM212 114L211 115H213V112H211ZM219 113H220V111H219ZM218 113V114H219ZM264 113V112H263ZM97 114H99V113H97ZM130 114H132V113H130ZM129 114V115H130ZM136 114H137V112H136ZM135 114V115H136ZM141 114V113H140ZM143 114H145V113H143ZM164 114H166V113H164ZM176 114V113H175ZM174 114V115H175ZM184 114V113H183ZM182 114V115H183ZM190 114V113H189ZM197 114V113H196ZM80 115V114H79ZM101 115H103L102 113H101ZM101 115H99L98 117H100L101 118ZM105 115V114H104ZM103 115V116H104ZM135 115H132V117L131 118H133ZM157 115V114H156ZM210 115V116H211ZM220 115H222V113L220 114ZM225 115H226V113H225ZM254 115V114H253ZM264 115V114H263ZM263 115H261L262 116V118L264 119V117H263ZM93 116V117H92ZM137 116V115H136ZM145 116V115H144ZM177 116H178V119L180 118L181 119V117H179V115L177 114ZM180 116H181V114H180ZM241 116V115H240ZM261 116H260V120H261ZM164 117V116H163ZM172 117H173V114H172ZM219 117V116H218ZM238 117V116H237ZM236 117V118H237ZM254 117V116H253ZM74 118V117H73ZM137 118V117H136ZM135 117H134V120H137L138 121V119L139 118H137L136 119ZM145 118V117H144ZM148 118V117H147ZM183 118V117H182ZM190 118V117H189ZM213 118V117H212ZM212 118H210L209 117V119H210V121L212 120ZM223 118V117H222ZM236 118H234V119H236ZM151 119V118H150ZM201 119H202V116L200 117V122H201ZM206 119V118H205ZM252 119V118H251ZM263 119H262V121L261 122H263ZM29 120V119H28ZM130 121H131V119H129ZM134 120H132L134 123L136 122V121H134ZM140 120V119H139ZM165 120H167V119H165ZM187 120H188V118H187ZM194 120H196V119H194ZM218 120V119H217ZM216 120V121H217ZM243 120V119H242ZM256 119H254V121H255ZM260 120H258V121H260ZM152 122H153V120H151ZM173 121H174V118H173ZM183 121V120H182ZM191 121H193V120H191ZM235 121V124L236 125H238L236 122H237V120H234ZM257 121V122H258ZM172 122V121H171ZM175 122V121H174ZM177 122V121H176ZM179 122V121H178ZM187 122V121H186ZM247 122V121H246ZM250 122H252V120L250 121ZM257 122H252L251 124L250 123H248V124H250V125H255V126H257L258 124H261V122H259L258 124H257ZM238 123L240 124V122L238 121ZM256 123V124H255ZM264 123V122H263ZM160 124V123H159ZM172 124V123H171ZM197 125V124H196ZM242 125H243V123H242ZM242 125H239V126H242ZM244 125H245V123H244ZM8 126H9V124H8ZM162 126V125H161ZM262 126V125H261ZM7 127V126H6ZM10 127V128H11ZM50 127V126H49ZM124 129L125 130H127L126 128V126L124 125ZM179 127V126H178ZM183 127V126H182ZM195 128H196V126H194ZM194 127H192L191 128V130H189V131H192V129H195ZM250 127V126H249ZM252 127V126H251ZM2 128H4V129H2ZM28 128V127H27ZM149 127H147V129H148ZM171 128H173V127H171ZM190 128V127H189ZM188 128V129H189ZM245 128V127H244ZM256 128V127H255ZM142 129V128H141ZM140 129V130H141ZM150 129V128H149ZM178 129V128H177ZM181 128H179V130H180ZM220 129H222L221 127H220ZM229 129V128H228ZM234 129H237V128H234ZM250 129V128H249ZM47 130V129H46ZM128 130H129V128H128ZM168 130V129H167ZM93 131V130H92ZM142 131V130H141ZM177 131V130H176ZM181 131H182V129H181ZM189 131L187 130V132H188V134H189ZM194 131V130H193ZM192 131V132H193ZM234 131V130H233ZM48 132V131H47ZM143 132V131H142ZM141 132V133H142ZM146 132V131H145ZM144 132V133H145ZM178 132V131H177ZM183 132V131H182ZM192 132H190V133H192ZM194 132H196V130L194 131ZM206 133L208 132V131H205ZM2 133H4V132H1L0 134H2ZM51 131L50 132H48L47 134H43V136L45 137V139H47V138H50L52 135H51ZM149 133V132H148ZM184 133V132H183ZM183 133H181L180 135L181 136H183V137H185V135H183ZM234 133V132H233ZM245 133V132H244ZM6 134V133H5ZM31 134H32V132H31ZM179 134V133H178ZM185 134V133H184ZM49 135H51V136H49ZM190 135V134H189ZM232 135V134H231ZM245 135V134H244ZM23 136H25V135H23ZM29 136V135H28ZM177 137H179L178 135H176ZM175 136V137H176ZM180 136V137H181ZM246 136V138L247 139H251V140H253L254 142H255V144L256 143H258L259 142V140L260 139H263L264 140V127L262 128V130L260 131V132H257V131H253V132H250V133H248V134H246L245 135ZM17 137V136H16ZM22 137V136H21ZM207 136H205V138H206ZM232 137V138H231ZM42 138V137H41ZM146 138V137H145ZM152 138V137H151ZM187 138H191L190 136H188L187 135ZM221 138V137H220ZM219 138V139H220ZM240 140L238 137H235L234 135L233 136H230V140L233 142H236L237 140ZM174 139V138H173ZM183 139V138H182ZM212 139V138H211ZM219 139H217V141L219 140ZM223 139V138H222ZM227 138L225 137V140H226ZM233 139H235V140H233ZM48 140V139H47ZM176 140V139H175ZM181 140V139H180ZM183 140H185V139H183ZM187 140V139H186ZM221 140V139H220ZM224 140V141H225ZM262 140V143L264 142ZM167 141H169V143H171L170 142V140H167ZM172 141V140H171ZM179 140H176L175 142H173L172 141V143H175V144H178V143H180L181 141H179ZM189 141V140H188ZM213 141H216V137H215V140H212V143H213ZM165 142V141H164ZM178 142V143H177ZM183 142V141H182ZM211 142V141H210ZM229 142V141H228ZM261 142V141H260ZM185 143V142H184ZM205 143V142H204ZM163 144H165V143H163ZM182 144V143H181ZM208 144V143H207ZM209 144H211V143H209ZM214 144H215V142H214ZM240 144V143H239ZM238 144V145H239ZM253 145L252 143H251V145H252V148L256 151L257 150V148L258 147H256V145ZM5 145V144H4ZM169 145V144H168ZM168 145L166 144V146L168 147ZM173 145V144H172ZM184 147H185V145L184 144H182ZM181 145V146H182ZM199 145V144H198ZM225 145H227V144H225ZM230 143H229V147H230ZM241 145V144H240ZM251 145H250V147H251ZM258 145H260V143L258 144ZM159 146V145H158ZM163 146V145H162ZM165 146V147H166ZM202 146V145H201ZM235 146V144L233 145V147ZM245 146V145H244ZM244 146H242L241 148L243 149V147ZM254 146V147H253ZM111 147V146H110ZM152 147V146H151ZM150 147V148H151ZM190 148H191V146H189ZM188 147V148H189ZM194 147V146H193ZM222 147V146H221ZM226 147V146H225ZM228 147V148H229ZM231 147H232V145H231ZM245 147H247V145L245 146ZM244 147V148H245ZM263 147H264V143H263ZM3 148V147H2ZM112 148V147H111ZM186 148V147H185ZM211 148V147H210ZM251 148V149H252ZM262 147H261V145H260V148H259V150L258 151H260V150H262L261 151V153H259L258 151H256L257 153L256 154H260V156H258L259 157V159L258 160H260V157H261V154H262V152H263V150L264 149H261ZM178 149H180V147H178ZM177 149V150H178ZM214 150H215V148H213ZM221 149V148H220ZM224 148H222L221 149V151L223 150ZM237 148H235V150H236ZM242 149H240V150H242ZM130 150V149H129ZM138 150V149H137ZM146 150H148V149H146ZM183 150H184V148H183ZM193 150V149H192ZM211 150H212V148H211ZM210 150V151H211ZM225 150V149H224ZM228 150V151H227ZM229 150H231V149H227L226 148V152H229V154H230V152L232 151V150H234V149H232L231 151H229ZM239 150V151H240ZM244 151H240V153L241 154H243V152H246V153H248L247 151H248V149H243ZM247 150V151H246ZM141 151V150H140ZM143 151V150H142ZM191 151V150H190ZM219 151V150H218ZM236 151H238V149L236 150ZM236 151H233V153L234 152H236ZM238 151V152H239ZM250 151H253V150H250ZM107 152V151H106ZM130 152H132V151H130ZM139 152V151H138ZM188 152H189V150H188ZM193 152V151H192ZM212 152V151H211ZM174 153V152H173ZM198 153V152H197ZM213 153H214V151H213ZM220 153V152H219ZM239 153V154H240ZM246 153H244L243 154V156L246 154ZM253 153V155H254V152H252ZM251 152H250V154H248V157H249V155H251L252 154ZM34 154H36V153H34ZM116 154H117V152H116ZM115 154V155H116ZM136 154V153H135ZM207 154V153H206ZM215 154V153H214ZM237 154V155H236ZM235 155H230L229 157L227 156L226 158H230L229 160H233L234 162H235V160H236V162L238 161V157L240 156L238 153H236ZM17 155V154H16ZM44 155V154H43ZM123 155V154H122ZM133 155V154H132ZM191 155V154H190ZM213 155V154H212ZM239 155V156H238ZM262 155H264V154H262ZM91 156V155H90ZM89 156V157H90ZM192 156H194V155H192ZM204 156V155H203ZM206 157L208 156H210V155H205ZM205 156H204V158H205ZM214 156V155H213ZM220 156V155H219ZM236 156H238L237 157V159H235L234 157H236ZM242 156V157H243ZM92 157V156H91ZM90 157V158H91ZM208 157L207 158H205V159H207L208 160ZM245 157H247V156H245ZM38 158V157H37ZM119 158V157H118ZM123 158V157H122ZM121 158V159H122ZM153 158V157H152ZM185 158V157H184ZM202 158V157H201ZM214 159H215V157H213ZM222 158V157H221ZM225 158V161L227 160ZM235 160H234V159ZM262 158V157H261ZM264 158V157H263ZM179 159H181V158H179ZM183 159V158H182ZM193 159H194V157H193ZM203 159V158H202ZM214 159H211L210 158V160H214ZM35 160V159H34ZM90 160V159H89ZM88 160V161H89ZM102 160V159H101ZM109 160V159H108ZM158 160V159H157ZM160 160V159H159ZM162 160V159H161ZM187 160H189L188 158H187ZM229 160H227V161H229ZM249 160V158L247 159V161ZM258 160H256V164H257V161ZM263 159H261V161H262ZM47 161V160H46ZM91 161V160H90ZM163 161V160H162ZM179 161V160H178ZM190 161L192 162V164H193V162H195V160H191L190 159ZM189 161V162H190ZM200 161V160H199ZM209 161V160H208ZM224 161V160H223ZM241 161V160H240ZM239 161V162H240ZM252 162H254L255 163V160H251ZM261 161H258V164H259V162H261ZM37 162V161H36ZM35 162V163H36ZM72 162V161H71ZM100 162V161H99ZM102 162V161H101ZM142 162H143V160H142ZM141 162V163H142ZM155 162V161H154ZM201 162V161H200ZM205 161H203V163H204ZM209 162H211V161H209ZM70 163V162H69ZM68 163V164H69ZM88 164H89V162H87ZM91 163V162H90ZM103 163H104V160H103ZM115 163H117V162H115ZM124 163V162H123ZM156 163V162H155ZM159 163V162H158ZM169 163V162H168ZM171 163V162H170ZM197 163V162H196ZM196 163H194V164H196ZM208 163V162H207ZM261 163H263V162H261ZM85 164V163H84ZM93 164H94V162H93ZM102 164V163H101ZM124 164H126V163H124ZM154 164V163H153ZM178 164V163H177ZM192 164H190V165H188V166H190L191 167V165ZM198 164L199 165H201V163H199L198 162ZM197 164V165H198ZM242 164V163H241ZM249 164V163H248ZM255 164V165H256ZM86 165V164H85ZM108 165V164H107ZM117 165H118V163H117ZM166 165H167V163H166ZM170 165H172V167H173V164H170ZM169 165V167H171ZM183 165H185V167H187L186 166V164L184 163ZM261 164H259V166H260ZM39 166V165H38ZM37 166V167H38ZM44 166V165H43ZM68 166V165H67ZM95 166V165H94ZM111 166V165H110ZM113 166V165H112ZM174 166H175V164H174ZM178 166V165H177ZM179 166H182V165H179ZM178 166V168H180ZM196 166V165H195ZM203 166V165H202ZM225 166V165H224ZM242 166V165H241ZM258 166V165H257ZM259 166H258V168H259ZM262 166V167H261ZM260 167L262 168V170H261V168L260 169H258L259 171H260V173H256V170H255V173L256 174H260L257 178L258 179H260L259 177H261L262 176V182L260 181H256V182H259V183H261L260 185H262V187L263 188H261L262 189V192H261V189L259 188V190H260V192H259V195H260V197H257L258 198V202H255L254 203V201H257V200H255L256 198V196L255 195H257L256 194V191L258 192V190H255V194H253V192L254 191H251V189H250V192H252V194H248V193H250V192H248L246 195H247V198L249 199V204L251 205V206H253L254 207V205H255V207H256V205H257V207H256V209H255V207L252 209V210H256L254 213L252 212V210L251 209H249V208H251L250 207V205L248 204V202L246 203V202H244L245 204H248V205H243V206H245V207H242L243 209H244V212H245V210H246V207L248 206V208H247V210H246V214H245V216H243V220L245 219V222H240V223H243L242 225V229L244 230V233H242V236H243V238H242V236H241V234L239 235V236H237V237H241V238H239V240L240 239H242L241 240V242H240V244H239V240H238V238H237V240H238V247H236L237 245H235L233 248H235L236 247V251L238 250L239 251V255L237 256V255H235L236 254V251H234L233 250V252H235V254H233L232 252H230L231 254H227L228 253V251H227V259H225L226 257H224L223 259L226 261V262H224V264H241V263H243V261H244V258L245 259H247V255L249 254V255H252L251 253L253 252V254H255L254 253V251H253V248L255 247L256 248V246L258 245H262V244H264V163H263V165H261ZM86 167H88V165L86 166ZM101 167V166H100ZM148 167V166H147ZM167 167V166H166ZM171 167V168H172ZM193 167H194V165H193ZM0 168H1V165H0ZM64 168V167H63ZM82 168V167H81ZM80 168V169H81ZM104 168H105V165H104ZM104 168H102V169H104ZM149 168V167H148ZM157 168V167H156ZM177 168V167H176ZM195 168V167H194ZM203 168H205V166L203 167ZM212 168V167H211ZM222 168H224L223 166H222ZM66 169H68V167H66ZM79 169V170H80ZM114 169V168H113ZM160 169V168H159ZM175 169V168H174ZM190 169H192V168H189V170ZM201 168H199L198 170H200ZM207 169V170H206ZM218 169V168H217ZM5 170V169H4ZM3 169H1V172L3 171L4 172V174H6V172L4 171ZM60 170H61V168H60ZM71 170H72V172H77V170L75 169V171H73V169H70V171H69V173L71 172ZM87 170V169H86ZM95 170V169H94ZM100 170V169H99ZM106 170V169H105ZM164 170V169H163ZM167 170V169H166ZM173 170V169H172ZM186 170V169H185ZM185 170H183V171H185ZM194 170H197V169H194ZM197 170V171H198ZM205 170L206 171H209L208 170V168H205ZM213 170V169H212ZM215 170V169H214ZM47 171V170H46ZM56 171V170H55ZM58 171V170H57ZM56 171V172H57ZM82 171V170H81ZM92 171V170H91ZM153 171V170H152ZM168 171V170H167ZM180 171H182V169L180 170ZM197 171H195V172H197ZM201 171V170H200ZM259 171H257V172H259ZM261 171H262V175H261ZM9 172V171H8ZM54 172V171H53ZM63 172V171H62ZM79 172V171H78ZM85 172V171H84ZM94 172V171H93ZM92 172V173H93ZM96 172V171H95ZM100 173H101V171H99ZM115 172V171H114ZM120 172V171H119ZM123 172V171H122ZM142 172V171H141ZM191 172V171H190ZM192 172L194 173V171H193V169H192ZM210 172H212L211 170H210ZM209 172V173H210ZM214 172H216V171H214ZM59 173H61V171L59 172ZM66 173V172H65ZM86 173V172H85ZM104 173V172H103ZM106 173V172H105ZM110 173V172H109ZM163 173V172H162ZM170 173V172H169ZM193 173H189V174H193ZM208 172H206V173H196L197 174V176H196V174H194V176L196 177V179L197 178H199V183H198V188L200 187V189H201V191H200V189L198 190V188H196V186H194L195 188H196V190H197V192H196V190H194V189H192L193 187H191V189L192 190H194V192L193 193H195V194H201L202 195V193L204 194L203 195V197L205 198V200H204V202H206V203H204L205 205H204V207H202V208H200V207H195L196 205H199V204H197V202L199 203V201H197L196 203H195V201H196V199L198 198H196V196L195 197H191L190 195H193V194H190L189 195V190L187 191V189L189 188V186L188 185H191V184H185L184 183V181H186V180H184V181H181L182 183H184L182 186H183V189L181 188V185H179V183H181L180 182V180L179 179H177L179 176H181L180 175V173H179V176H175L176 177V179L177 180H179V183L177 184L178 185V187L180 186V188L182 189H180L179 191H177V189L178 188H176V191H177V193H179L178 194V196L177 197H179L180 199H178L177 197L175 198V199H177L178 201L177 202H179V203H177L176 202V200H175V202L177 203H174V198H173V196H171V195H174V193H171V195H170V197H169V199H168V202H167V204H166V206L167 207H164V206H159L158 204H156L157 206H159L160 207V209H162V210H160L159 209V211L157 212V217L159 218V224L157 225H154L153 223H151V224H153L152 225V228H151V226H149V228H151V230H147L145 227V229L149 232V234H147L146 236H148L147 238L148 239H150V240H148L147 239V241H149L150 243L148 244V242H146V240H141L142 241V244H141V242L139 243V245H136V243L135 244H131V245H129V246H131V247H129V249L127 250V252L125 253V254H123V256H125V258L124 259H122L121 261H119V259H117V257H116V259H114L115 257L114 256H111V258H113V260H114V262H115V264H120L123 260H125V262L123 263L122 262V264H149V263H153V262H155L154 264H181L180 262V260H183V258H184V256H183V254H182V256H183V258L181 257V255H179V252L181 251V253L183 252V250L185 251V249H186V247L187 246H189V244H191V245H193V243H189L188 245L187 244H185L184 242H182L181 241V238H182V236H185L186 237V233H185V231H184V235H183V233L182 234H180V235H182L181 237L178 235V233H180V231L181 232H183L182 231V227L181 226H183L184 228H185V226L187 225L188 227H190V225L193 223H195V222H199L198 224H200L199 226L201 227V229L200 230H202V229H204V231H206L205 230V228H206V225H208V224H206V223H209V221L208 222H206L207 220H208V217H209V215L211 214V208L213 207H215V209H213L212 208V210H216V206L218 205H216V204H214V202H218V200L219 199H217L218 198V194H221V192H223V191H221V192H219L220 190H215V187L218 185V180H217V184H216V179H217V177H215L216 179H213L214 177H212V176H210V174H209ZM3 174V175H4ZM20 174V173H19ZM41 174V173H40ZM57 174V173H56ZM82 174V173H81ZM89 174V173H88ZM91 174V173H90ZM98 175H99V173H97ZM96 173H95V175H97ZM112 174V173H111ZM114 174V173H113ZM160 174V173H159ZM158 174V175H159ZM165 174V173H164ZM166 174L168 175V173L166 172ZM171 174V173H170ZM173 174H175V173H173L172 172V175ZM184 174H186V176L188 175L187 173H185L184 172ZM212 174H213V172H212ZM218 174V173H217ZM256 174L254 175V176H256ZM13 177H12V176ZM37 175V174H36ZM63 175H64V173H63ZM135 175H137V174H135ZM215 175H216V173H215ZM47 176V175H46ZM45 176V177H46ZM66 176V175H65ZM78 176H81L80 174H78ZM101 176V175H100ZM103 176V175H102ZM101 176V177H102ZM104 176H105V174H104ZM127 176V175H126ZM125 176V177H126ZM140 176V175H139ZM164 176V175H163ZM166 176V175H165ZM185 176V177H186ZM192 175H190V177H191ZM193 176V177H194ZM214 176V175H213ZM236 176V175H235ZM72 177V176H71ZM90 177H91V175H90ZM89 177V178H90ZM93 177H94V175H93ZM100 177V178H101ZM122 177V176H121ZM173 177V176H172ZM193 177H192V179H193ZM195 177H194V179H195ZM249 177V176H248ZM2 178V177H1ZM11 179V178H14V175L13 174H10V172H9V174H8V176H7V181H8V179ZM61 178V177H60ZM63 178V177H62ZM73 178H74V176H73ZM81 178H82V176H81ZM87 178V176L85 177V179H87L88 180V182H90V179L92 180V178ZM127 178V177H126ZM132 178V177H131ZM152 178V177H151ZM156 178H157V176H156ZM168 178H169V176H168ZM181 178V177H180ZM189 178V177H188ZM187 178V179H188ZM257 178H255V179H257ZM56 179V178H55ZM70 179V178H69ZM75 179H78V178H76L75 177ZM95 179V178H94ZM96 179H99V178H97V176H96ZM124 179V178H123ZM161 179H162V175H161ZM160 179V180H161ZM164 179H165V177H164ZM163 179V180H164ZM231 179V178H230ZM4 180V179H3ZM24 180H25V177H24ZM59 180V179H58ZM58 180H57V182H58ZM67 180V179H66ZM73 180V179H72ZM82 180V179H81ZM102 180H103V178H102ZM119 180V179H118ZM159 180V179H158ZM171 180V179H170ZM190 180V179H189ZM249 180H251V178L250 179H248V182H249ZM2 181V180H1ZM6 181V182H7ZM18 181V180H17ZM43 181V180H42ZM64 181V180H63ZM62 180H61V183L63 182ZM68 181V180H67ZM94 181V180H93ZM109 181V180H108ZM148 181V180H147ZM165 181V180H164ZM176 181V180H175ZM188 181V180H187ZM187 181H186V183H187ZM222 181V180H221ZM253 181H255V180H253ZM20 182V181H19ZM18 182V183H19ZM30 181H28V183H29ZM73 182H75L74 180H73ZM83 182V181H82ZM81 182V183H82ZM85 182V181H84ZM87 182V183H88ZM96 182V181H95ZM101 183H102V181H100ZM119 182V181H118ZM240 183H241V181H239ZM15 183H16V181H15ZM49 183V182H48ZM51 183V182H50ZM55 183V182H54ZM54 183H53V185H54ZM77 183V182H76ZM76 183H73L74 185L76 184ZM79 183V182H78ZM100 183V184H101ZM150 183H151V181H150ZM165 183V182H164ZM171 183V182H170ZM181 183V184H182ZM189 183V182H188ZM253 183V182H252ZM67 184V183H66ZM71 185H72V182L70 183ZM80 184V183H79ZM79 184H78V186H79ZM85 184H86V182H85ZM99 184V183H98ZM99 184V185H100ZM112 184V183H111ZM110 184V185H111ZM116 184V183H115ZM146 184H147V182H146ZM173 184H174V182H173ZM172 184V187L174 186ZM176 184V183H175ZM197 183H196V181H195V185H196ZM254 184V183H253ZM16 185V184H15ZM26 185H27V182H26ZM36 185V184H35ZM70 185V186H71ZM77 185V184H76ZM81 185V184H80ZM84 185V184H83ZM102 185V184H101ZM122 185V184H121ZM127 185V184H126ZM131 185H133V183L131 184ZM150 185V184H149ZM159 185V184H158ZM170 185V184H169ZM177 185H175L174 186V190H175V187L177 186ZM188 186V187H186V186ZM193 185V184H192ZM242 185V184H241ZM254 185H257V183H255ZM259 185V186H260ZM48 186V185H47ZM68 186V185H67ZM69 186V187H70ZM73 186V185H72ZM93 186V185H92ZM117 186V185H116ZM139 186V185H138ZM163 186V185H162ZM166 186H168V183H166ZM224 186V185H223ZM226 186V185H225ZM245 186V185H244ZM20 187H22V186H20ZM33 187H35V186H33ZM50 187H51V185H50ZM64 187H65V185H64ZM119 187H120V189H121V186H120V184H119ZM171 187V188H172ZM243 187V186H242ZM246 187V186H245ZM251 188L253 187V186H250ZM256 187V188H257ZM36 188V187H35ZM60 188V187H59ZM73 188V187H72ZM81 188H82V186H81ZM84 188V187H83ZM97 188V187H96ZM127 188V187H126ZM149 188V187H148ZM162 188V187H161ZM169 188V187H168ZM184 188L186 189V191L184 190ZM218 188H220L219 186H218ZM239 188V187H238ZM237 188V189H238ZM247 188V187H246ZM254 189H255V187H253ZM257 188V189H258ZM64 188H62V190H63ZM114 189V188H113ZM166 189H167V187H166ZM190 189V188H189ZM217 189V188H216ZM245 189V188H244ZM34 190V189H33ZM54 190V189H53ZM52 190V191H53ZM61 190V191H62ZM103 190V189H102ZM119 190V189H118ZM141 190V189H140ZM147 190H149V189H147ZM165 190V189H164ZM217 191V198H216V196H215V198H216V200L217 201H214V198L211 196V195H213V193H214V191ZM253 190V189H252ZM50 191V190H49ZM73 191H74V189H73ZM72 191V192H73ZM78 191H80V190H78ZM109 191V190H108ZM129 191V190H128ZM131 191H132V189H131ZM155 191V190H154ZM182 191V192H181ZM198 191H200V192H202V193H199ZM246 191V190H245ZM70 192V191H69ZM86 192V191H85ZM110 192V191H109ZM120 192V191H119ZM136 192V191H135ZM143 192V191H142ZM149 192V191H148ZM159 192V191H158ZM173 192V191H172ZM175 192V191H174ZM213 192V193H212ZM34 193V192H33ZM49 193V192H48ZM63 193V192H62ZM139 193V192H138ZM176 193V192H175ZM177 193L175 194V195H177ZM190 193H191V191H190ZM216 193V192H215ZM60 194V193H59ZM65 194V193H64ZM68 194V193H67ZM72 194H74V193H72ZM79 194V193H78ZM98 194H99V192H98ZM127 194V193H126ZM143 194V193H142ZM148 194V193H147ZM154 194V193H153ZM43 195H44V193H43ZM76 195V194H75ZM114 195V194H113ZM120 195V194H119ZM125 195V194H124ZM157 195V194H156ZM158 195H160V194H158ZM165 195V194H164ZM174 195V196H175ZM187 195H189L190 196V199H188V196ZM197 195V196H198ZM200 195V196H201ZM224 195V194H223ZM223 195H221V197L220 198H223L222 196ZM229 195V194H228ZM249 195H251L252 196V198H253V203H254V205H253V203L252 202H250L252 199H250V197H248ZM254 195V196H253ZM39 196H40V194H39ZM38 196V197H39ZM46 196V195H45ZM58 196V195H57ZM60 196H61V194H60ZM72 196H74V195H72ZM128 196V195H127ZM126 196V197H127ZM187 196V197H186ZM258 196V195H257ZM42 197V196H41ZM104 197V196H103ZM108 197V196H107ZM145 197V196H144ZM167 197V196H166ZM202 197V198H203ZM226 197V196H225ZM232 197V196H231ZM246 197V196H245ZM48 198H49V196H48ZM54 198V197H53ZM75 198V197H74ZM120 198V197H119ZM194 198H196L195 200H194V203L196 204H194V203H191L190 202V200H192V199H194ZM213 198V199H212ZM227 198V197H226ZM25 199V198H24ZM43 199V198H42ZM55 199V198H54ZM59 199H60V197H59ZM62 199V198H61ZM76 199V198H75ZM88 199V198H87ZM91 199V198H90ZM143 199V198H142ZM157 199H158V196H157ZM156 199V200H157ZM183 199H185L184 200V204L183 205H187V206H189L190 207V209L187 211L186 210V208H187V206H184L183 207V205H182V208L186 211H184L180 206V204L183 202ZM186 199L188 200L187 201V204H185L186 203ZM247 199V200H248ZM40 200V199H39ZM56 200V199H55ZM68 200V199H67ZM73 200V199H72ZM77 200H78V197H77ZM105 200H107V199H105ZM123 200V199H122ZM125 200V199H124ZM124 200H123V202H124ZM127 200V199H126ZM200 200V199H199ZM221 200V199H220ZM246 200V198L243 200V201H245ZM58 201V200H57ZM63 201H65V200H63ZM70 202H71V200H69ZM96 201V200H95ZM113 201V200H112ZM130 201V200H129ZM140 201V200H139ZM144 201H145V199H144ZM143 201V202H144ZM154 201H155V199H154ZM182 201V202H181ZM230 201V200H229ZM14 202V201H13ZM52 202H53V200H52ZM69 202V203H70ZM75 202V201H74ZM79 202V201H78ZM108 202V201H107ZM109 202H110V200H109ZM108 202V203H109ZM122 202V203H123ZM181 202V203H180ZM193 202V201H192ZM201 202V201H200ZM220 202V201H219ZM66 203H67V201H66ZM72 203V202H71ZM89 203V202H88ZM98 203V202H97ZM112 203V202H111ZM113 203H115V202H113ZM113 203H112V206H113ZM118 203V202H117ZM125 203V202H124ZM147 203V202H146ZM157 203H158V200H157ZM160 203V202H159ZM203 203H202V205H200V206H203ZM229 203V202H228ZM257 203V204H256ZM60 204V203H59ZM92 204V203H91ZM104 204V203H103ZM107 204V203H106ZM120 204V203H119ZM127 204H129L128 202H127ZM135 204V203H134ZM148 205H149V203H147ZM153 204V203H152ZM151 204V205H152ZM161 204H162V202H161ZM164 204V203H163ZM192 204H194V205H192ZM214 204V205H213ZM231 204V203H230ZM236 204V203H235ZM12 205V204H11ZM17 205V204H16ZM69 205V204H68ZM110 205V204H109ZM140 205V204H139ZM177 205H179V207L177 206ZM191 205H192V207H191ZM221 205V204H220ZM237 205V204H236ZM89 206V205H88ZM108 206V205H107ZM125 206V205H124ZM123 206V207H124ZM127 206V205H126ZM129 206V205H128ZM130 206H131V204H130ZM129 206V207H130ZM144 206V205H143ZM146 206V205H145ZM170 206V207H169ZM45 207V206H44ZM114 207H115V205H114ZM132 207V206H131ZM133 207H134V205H133ZM158 207V208H159ZM236 207V206H235ZM7 208V207H6ZM46 208V207H45ZM54 208V207H53ZM93 208V207H92ZM135 208V207H134ZM134 208H128L129 209V212L131 213V215H133V216H135L136 218H137V220H140L141 221V219H139V216H138V212L134 209ZM137 208H138V206H137ZM155 208H157L156 206H155ZM158 208H157V210H158ZM183 210H181V209ZM241 208V209H242ZM258 208V209H257ZM9 209H10V207H9ZM11 209H12V207H11ZM10 209V210H11ZM39 209V208H38ZM81 209V208H80ZM109 209H111V208H109ZM108 209V210H109ZM117 209V208H116ZM123 209V208H122ZM139 209H140V207H139ZM139 209H138V211H139ZM148 209V208H147ZM151 209V208H150ZM154 209V208H153ZM236 209V208H235ZM240 209V210H241ZM251 210L250 211V214H247L248 212H249V210ZM94 210H96V209H94ZM107 210V211H108ZM143 210V209H142ZM223 210V209H222ZM225 210V209H224ZM239 210V211H240ZM53 211V210H52ZM56 211V210H55ZM64 211V210H63ZM97 211V210H96ZM118 210H116V212H117ZM123 211H125L126 212V210H123ZM123 211H121V212H123ZM152 211V210H151ZM218 211V210H217ZM220 211V210H219ZM218 211V212H219ZM229 211H230V209H229ZM234 212L232 213V215H234L235 214V211L236 210H233ZM239 211H238V213H239ZM65 212H66V208H65ZM99 212H100V209H99ZM98 212V213H99ZM109 212V211H108ZM110 212H113V210L111 211L110 210ZM110 212H109V215H111L110 214ZM141 212V211H140ZM156 212V211H155ZM155 212H153V213H155ZM13 214H14V212H12ZM49 213H51V212H49ZM75 213V212H74ZM96 213V212H95ZM101 213V212H100ZM99 213V214H100ZM106 213V212H105ZM129 213V214H130ZM149 213V212H148ZM231 213V212H230ZM237 213V214H238ZM41 214V213H40ZM48 214V213H47ZM53 214V213H52ZM120 214V216L122 215L121 213H119ZM129 214H127V212H126V215L128 216ZM146 214V213H145ZM151 214V213H150ZM213 214V213H212ZM240 215H242V213H239ZM14 215H16V214H14ZM44 215V214H43ZM97 215V214H96ZM100 215H102V213L100 214ZM108 215V216H109ZM114 215V214H113ZM125 215V214H124ZM131 215H129V217H131ZM141 215V214H140ZM153 215V214H152ZM208 215V216H207ZM231 215V214H230ZM231 215V217H233ZM240 215H238L239 217H241V219H242V216H240ZM50 216V215H49ZM52 216V215H51ZM70 216V215H69ZM141 216H143V215H141ZM145 216V215H144ZM143 216V217H144ZM149 216V215H148ZM180 216H182L183 218H184V220H182L181 218H180V220H181V222H184L183 224H180L181 226H180V228L181 229H179V228H173V225H174V222L175 221H177V218H179ZM211 216H214V215H211ZM210 216V217H211ZM15 217V216H14ZM53 217V216H52ZM55 217V216H54ZM87 217V216H86ZM94 217V216H93ZM98 217H99V215H98ZM102 217V216H101ZM112 217V216H111ZM117 218H118V216H116ZM115 217V218H116ZM123 217V216H122ZM128 217V218H129ZM146 217V216H145ZM150 217V216H149ZM223 217V216H222ZM245 217V218H244ZM11 217H9V211H7V209H3V208H0V242L2 241V240H4L5 239V236L6 235H8V234H6L7 232H10V231H12V233L15 231V233L17 234V229H16V226L13 224V222L11 221V219H10ZM65 218H66V216H65ZM106 218V217H105ZM108 218V217H107ZM107 218H106V220H107ZM113 218L114 217H112V219L111 220H113ZM125 218V217H124ZM123 218V219H124ZM127 218V217H126ZM131 218H133V217H131ZM147 218V217H146ZM214 218V219H213ZM16 219V218H15ZM43 219V218H42ZM44 219H46V218H44ZM90 219V218H89ZM96 219V218H95ZM98 219V218H97ZM110 219V218H109ZM135 219V218H134ZM148 219V218H147ZM151 219H153L152 217H151ZM206 219V220H205ZM212 219L213 220H215V222H216V216L215 217H212ZM210 220V222L212 223V221L213 220ZM231 220V218L229 219V216H226V220ZM234 219H236L237 220V218H235V216H234V218L232 219L233 220V222H234ZM49 220V219H48ZM50 220H51V218H50ZM63 220V219H62ZM125 220V219H124ZM124 220H121L120 219V217H119V221H124ZM127 220V219H126ZM136 220V221H137ZM143 220V219H142ZM153 220H155V219H153ZM160 220H161V222H160ZM179 220V219H178ZM226 220H224V221H226ZM231 220V221H232ZM239 220V219H238ZM70 221V220H69ZM92 221H93V219H92ZM110 221V220H109ZM114 221V222H113ZM112 222L113 223H115V221H116V219H114ZM128 221V220H127ZM126 221V222H127ZM134 221V220H133ZM132 221V222H133ZM135 221V222H136ZM139 221V222H140ZM150 221V220H149ZM201 221H205V223L203 224ZM230 221V222H231ZM241 221V220H240ZM42 222V221H41ZM44 222V221H43ZM50 222V221H49ZM98 222H102V221H98ZM108 221H106V223H107ZM155 222V221H154ZM179 222V221H178ZM178 222H175V223H178ZM215 222H214V224H215ZM236 222V221H235ZM234 222V223H235ZM47 223V222H46ZM45 223V224H46ZM95 223V222H94ZM110 223V222H109ZM119 223V222H118ZM118 223H115V224H117L118 226H119V228H120V225L118 224ZM122 223V222H121ZM120 223V224H121ZM124 223V222H123ZM134 223V222H133ZM202 223V224H201ZM211 223H209V227H207L206 229H208V228H210V226L212 227V225H213V223L211 224ZM227 223V222H226ZM225 223V224H226ZM228 223H229V221H228ZM239 223V224H240ZM44 224V223H43ZM50 224V223H49ZM99 224V223H98ZM101 224H103V223H101ZM127 224H129V222L127 223ZM131 224V223H130ZM138 224V223H137ZM144 224V223H143ZM150 224V225H151ZM188 224H190V225H188ZM196 225H197V223H195ZM194 224V225H195ZM211 224V225H210ZM224 224V225H225ZM236 224V223H235ZM96 224H94L93 226H95ZM108 225H110V224H108ZM116 225V226H117ZM126 225V224H125ZM175 225H177V224H175ZM185 225V226H184ZM216 225V224H215ZM214 225V226H215ZM226 225H228V224H226ZM38 227H39V225H37ZM45 226V225H44ZM49 226V225H48ZM47 226V227H48ZM64 226V225H63ZM90 226V225H89ZM103 226H105V225H103ZM110 226H113V227H111V228H113L112 230L113 231H115L116 229H117V232L120 234V229H119V231H118V226L117 227H115L114 228V225H110ZM132 226V225H131ZM136 226V225H135ZM145 226V225H144ZM192 226V225H191ZM198 226V225H197ZM197 226H195V228L197 227ZM198 226V227H199ZM205 227V228H202V227ZM237 226H238V223H237ZM239 226H241V224L239 225ZM42 227H43V225H42ZM46 227V228H47ZM49 227H51V225L49 226ZM53 227V226H52ZM57 227V226H56ZM133 227V226H132ZM137 227H139V226H137ZM177 227H179V226H177ZM188 227H187V229H188ZM231 227H233L234 228V226L231 224ZM37 227H35V229H36ZM69 229H66V231L64 232V234L65 235H67V237H70V238H72L71 236L73 235V234H75L76 233V229L75 228H72V227H68ZM87 228V227H86ZM92 228V227H91ZM95 229H96V227H94ZM98 228V227H97ZM108 228H109V226H108ZM122 228V227H121ZM148 228V229H149ZM225 228V227H224ZM232 228V229H233ZM240 227H238V229H239ZM81 229V228H80ZM99 229V228H98ZM100 229H101V227H100ZM139 229H140V227H139ZM143 229V228H142ZM190 229V228H189ZM189 229H188V231H189ZM197 230H198V228H196ZM226 229H227V227H226ZM230 229V228H229ZM38 230V229H37ZM40 230V229H39ZM47 230V229H46ZM46 230H44V232L46 231ZM60 230V229H59ZM109 230H110V232H111V229L109 228ZM124 230V229H123ZM138 230V229H137ZM173 230L175 231V230H180V231H176V232H173ZM212 230V229H211ZM211 230H209L208 229V231H206V233H208L209 231H211ZM215 230V229H214ZM239 230H241V229H239ZM43 231V230H42ZM88 231H89V229H88ZM134 231H136V230H134ZM187 231V230H186ZM188 231H187V233H188ZM192 231H195V230H192ZM213 231V230H212ZM218 231V230H217ZM216 231V232H217ZM227 231V230H226ZM48 232H49V229H48ZM50 232H51V234H52V229L50 228ZM80 232V231H79ZM98 232V231H97ZM109 232V233H110ZM116 232V233H117ZM140 232V231H139ZM196 232V231H195ZM198 232V231H197ZM196 232V233H197ZM199 232H201V231H199ZM220 232V231H219ZM228 232H230V230H228ZM15 233L13 234V235H15ZM38 233V232H37ZM40 233H43V232H40ZM83 233V232H82ZM112 233V232H111ZM111 233H110V235H111ZM114 233V232H113ZM113 233H112V235H113ZM132 233V232H131ZM142 233V232H141ZM144 233V232H143ZM47 234V233H46ZM41 234V235H44V238H46L48 235V237H49V240L51 239V237H52V235L51 234ZM59 234H60V231H59ZM63 234V233H62ZM87 234V233H86ZM107 234V233H106ZM115 234V233H114ZM118 234V235H119ZM122 234V233H121ZM199 234V233H198ZM32 235V234H31ZM40 235V236H41ZM46 235V236H45ZM109 234H107V236H108ZM128 235V234H127ZM205 236H206V234H204ZM203 235V236H204ZM36 236H37V234H36ZM38 236H39V234H38ZM38 236L36 237V238H33L34 236L32 235V238H30V239H28V240H25V242H23V241H21V240H19V247L17 248V249H13V251L11 252V251H9V250H4L3 252H1L0 253V262L1 263H3V262H7L9 259H14V258H12L14 255H20V254H22V255H26V256H28V253H31L32 254V256H35L37 259L39 258L38 256H39V254L37 255L36 253H39V251H41L42 252V250L39 248L42 244H45V240L47 239H44V241H42L43 239L41 238V239H39L38 238ZM114 236V235H113ZM116 236H117V234H116ZM130 236V235H129ZM146 236H145V238H146ZM188 236V235H187ZM42 237V236H41ZM56 237V236H55ZM64 237V236H63ZM62 237V238H63ZM119 237H121V236H119ZM117 238L116 239V241L118 240V243H116V241H114V243H116V244H118L117 245V247L118 248H116L117 250H119L120 248H119V245H124L125 243L123 242V236H122V243L121 244H119V239H121V238ZM128 237V236H127ZM213 237H215V236H213ZM217 237V236H216ZM108 238H109V236H108ZM113 238H115V236L113 237ZM126 238V237H125ZM131 238H132V236H131ZM142 238H143V236H142ZM232 238V237H231ZM69 239V238H68ZM111 239V240H110ZM137 239H139V238H137ZM183 239V238H182ZM191 239V238H190ZM228 239V238H227ZM49 240H47L46 242H48ZM55 240H57V239H55ZM63 240V239H62ZM108 240H110V241H108V243H113L112 242V240H115V239H112V236H110V238L108 239ZM129 240V239H128ZM128 240H126V242H130V240L128 241ZM214 240H215V238H214ZM236 239H234L232 242H231V244H229V245H231V247H232V244H233V242L235 241ZM54 241V240H53ZM58 241V240H57ZM68 241V240H67ZM120 241V242H121ZM143 241H145V242H143ZM193 241V240H192ZM198 241V240H197ZM206 241V240H205ZM212 240H210V242H211ZM23 242V243H22ZM63 242H64V240H63ZM187 242H189V241H187ZM190 242H191V240H190ZM194 243H195V245H197V246H200L198 243L196 244V241H193ZM203 241H200V244L202 243ZM65 243H67V242H65ZM74 243V242H73ZM114 243H113V245H114ZM131 243V242H130ZM183 243L185 244V246L186 247H183L184 245H183ZM47 244V243H46ZM152 244V245H151ZM182 244V247L183 248H185V249H183L182 250V248L181 247H179L180 245ZM205 244H207V243H205ZM220 244V243H219ZM72 245V244H71ZM103 245H105V244H103ZM136 245V246H135ZM148 245H151V247L149 246L148 247ZM190 245V246H191ZM195 245H193V248H194V246ZM204 244L202 243L201 244V246H203ZM55 247L57 246L56 244L54 245ZM106 246H108L107 244H106ZM109 246H111V248H109V249H111L112 250V245H110L109 244ZM115 246V245H114ZM208 246H210V245H208ZM258 246H257V251H258V249H259V251H260V249H262V248H258ZM51 247V246H50ZM65 247V246H64ZM83 247V246H82ZM85 247V246H84ZM101 247H102V245H101ZM101 247H99L100 249H101ZM196 247V246H195ZM206 247H207V245H206ZM230 247V248H231ZM263 248H264V245L262 246ZM46 248V247H45ZM49 248V247H48ZM47 248V249H48ZM58 247H56L55 249H57ZM62 248V247H61ZM114 248V247H113ZM123 248V247H122ZM143 248V249H142ZM151 249L150 251H149V249ZM181 248V249H180ZM187 248H189V247H187ZM197 248L198 247H196V248H194V249H196L197 250ZM226 248V247H225ZM103 249L105 250V248L103 247ZM103 249H101V250H103ZM108 249V247H107V250H109ZM124 249V248H123ZM140 249H142V251L140 250ZM200 249V248H199ZM202 249H204L203 247H202ZM207 249V248H206ZM37 250H38V252H37ZM92 250V249H91ZM114 250V249H113ZM137 250H139V251H137ZM180 250V251H179ZM187 250V249H186ZM189 250V249H188ZM225 250H227V249H225ZM43 251H44V249H43ZM55 251V250H54ZM62 251V250H61ZM74 251V250H73ZM77 251V250H76ZM87 251V250H86ZM96 251H97V249H96ZM148 251V252H147ZM191 250H189V252H190ZM207 251V250H206ZM252 251V252H251ZM257 251H256V253H257ZM67 252V251H66ZM78 252V251H77ZM81 252V251H80ZM93 252V251H92ZM102 252V251H101ZM100 252V253H101ZM105 252V251H104ZM111 252V251H110ZM123 252V251H122ZM125 252V251H124ZM140 252V253H139ZM142 252V253H141ZM149 252H151V254L149 253ZM196 252H199V251H196ZM195 252V253H196ZM250 252V253H249ZM55 253H56V251H55ZM59 253V252H58ZM57 253V254H58ZM61 253V252H60ZM59 253V254H60ZM71 253V252H70ZM90 253V252H89ZM95 253V252H94ZM103 253V252H102ZM107 253V252H106ZM115 253V252H114ZM120 253V252H119ZM118 253V254H119ZM139 253V254H138ZM178 253V254H177ZM180 253V254H181ZM183 253H185V254H187V252L185 251V252H183ZM203 252H201L200 253V255L202 254ZM207 253V252H206ZM208 253H210V251L208 252ZM214 253V252H213ZM216 253V252H215ZM224 254H225V252H223ZM261 253L262 254H264V252H263V249L261 250ZM30 254V255H31ZM54 254V253H53ZM56 254V255H57ZM66 254V253H65ZM68 254V253H67ZM75 254V253H74ZM77 254H79V253H77ZM85 254V253H84ZM99 253H97V255H98ZM105 254V253H104ZM110 254V253H109ZM175 254V255H174ZM197 254V253H196ZM225 254V255H226ZM234 255V256H231V255ZM261 254V255H262ZM21 255V256H22ZM44 252H43V257H44ZM61 255V254H60ZM69 255V254H68ZM102 255V254H101ZM112 255H114V254H112ZM174 255V256H173ZM176 255L178 256H180L179 257V259H176L175 257H176ZM199 255V256H200ZM203 255H204V253H203ZM206 255V254H205ZM16 256H14V257H16ZM47 256V255H46ZM49 256V255H48ZM53 256V255H52ZM55 256V255H54ZM109 255L107 254V257H108ZM115 256H117L116 254H115ZM122 256V255H121ZM194 256V255H193ZM220 256V255H219ZM219 256H216V257H219ZM221 256H224L223 254H221ZM230 256V257H229ZM241 256H244V257H241ZM253 256V255H252ZM255 256H256V254H255ZM23 257V256H22ZM71 257V256H70ZM86 257V256H85ZM90 257H91V255H90ZM93 257V256H92ZM94 257H96V256H94ZM94 257H93V259H94ZM98 257H100V255H98ZM106 257V256H105ZM106 257V258H107ZM192 257V256H191ZM202 257V256H201ZM205 257H208V255L207 256H205ZM215 257V258H216ZM229 257V258H228ZM249 257V256H248ZM262 257V256H261ZM27 258V257H26ZM53 258V257H52ZM51 258V259H52ZM56 258V257H55ZM62 258H63V256H62ZM109 258V257H108ZM104 259V256H103V259L104 260H102V262H103V264H112L113 262H111V259L109 258V259ZM178 258V257H177ZM200 258V257H199ZM215 258L213 257V259L215 260ZM221 258V257H220ZM219 258V259H220ZM40 259L42 260V258L40 257ZM39 259V260H40ZM47 259H48V257H47ZM81 259V258H80ZM91 259V258H90ZM101 259V258H100ZM100 259H97L99 262H101L100 261ZM194 259V258H193ZM222 259V260H223ZM243 259V260H242ZM262 259V258H261ZM36 260V259H35ZM34 260V261H35ZM43 260H45L46 261V257H45V259H43ZM53 260V259H52ZM55 260V259H54ZM67 260V259H66ZM70 260V259H69ZM82 260V259H81ZM87 260H88V255H87ZM92 260V259H91ZM89 261L90 263H82V264H95V263H97V264H102V263H99L98 261L97 262H92V261ZM112 260V261H113ZM185 260V259H184ZM198 260V259H197ZM218 260V259H217ZM256 260V259H255ZM263 260V259H262ZM36 261H38V260H36ZM86 261V260H85ZM189 261V260H188ZM188 261H186V262H188ZM195 262H197L196 260H194ZM200 261V260H199ZM242 261V262H241ZM50 262V261H49ZM192 262V261H191ZM194 262V263H195ZM218 263L217 264H219V261H217ZM0 263V264H1ZM44 264L45 263H47V262H43ZM80 263V262H79ZM190 263V262H189ZM193 263V264H194ZM208 263V262H207ZM252 263V262H251ZM39 264V263H38ZM42 264V263H41ZM76 264H78V263H76ZM191 264V263H190ZM203 264V263H202ZM220 264H223V261H220Z\"/></svg>",
  "mask_w": 264,
  "mask_h": 264
}]
</instances>
